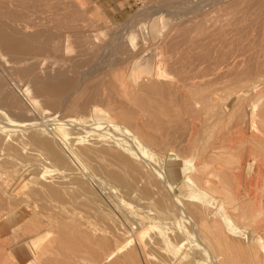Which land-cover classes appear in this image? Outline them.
<instances>
[{"label": "rangeland", "instance_id": "1", "mask_svg": "<svg viewBox=\"0 0 264 264\" xmlns=\"http://www.w3.org/2000/svg\"><path fill=\"white\" fill-rule=\"evenodd\" d=\"M186 1L185 0H73V1L72 0H1L0 1V3H1L0 7L2 6L0 9V23L4 28L7 29V33H5V35L3 37V41L0 42V54L2 56H4L3 57L4 62L2 63L0 61V83H2V84L8 83L14 89H18L19 88L18 85L24 86L25 84H28L29 86H31V84H32L33 87H31V88L33 89L35 94L38 96L39 99L40 98L42 99V100L40 99L42 103L48 102V103H46L47 105L46 104L45 105L43 104V105L46 107L48 106L50 113H52L51 114L52 116L50 115L51 118L46 116V115L40 116L39 114H37L35 117V114L31 113V115L33 117H35L33 119V121L34 120L38 121V123H42V125L44 123H51L49 125L50 129L47 128L48 126H46L44 128L43 127L44 125L42 127H39L36 130H34V129L23 130V131L12 130L9 132L10 129H5V131L7 130L6 133L8 132V134H10V136L6 137L7 139L5 138L4 142L8 143L11 140H13L14 138L18 139V148L20 149V152L22 154H20L21 159L18 157L20 160H17V161L19 164H20V161L21 160L22 161H21L20 165L17 163L19 166L16 164L17 166L12 167V169H9L8 166H7L8 168L6 166H4L3 169H5V170H3L0 167V172H2L0 174L2 176V178L0 176V178H1L0 180L4 181V187H3V184L1 186H2V188L6 189V191H7V189H9L8 192H3L1 187H0V192L2 191L0 193V195L2 194L1 196L3 198H6L5 200H7L6 202H3L4 199L0 196L3 199L2 200L0 198V200H1L0 204L2 202V204L0 205V216L4 215L2 218L0 217V226L3 223L5 224V226L3 224L0 227V233L4 234L3 235L4 237L2 236V234H0V238L2 237L0 239L1 240L0 241V264H41L40 263L41 258L44 259V260L42 259V264H43V261H44V264H49V263L50 264H115V263L117 264L120 260L119 257L122 260L123 255H124L125 251H127V250L128 251L133 250L134 251V258H135V260H133L134 263L131 261V262H128L127 264H132V263L133 264H136V263L137 264H148V262L150 264H178L174 258L176 256L175 255L176 251L172 255H170V253H168L167 251H164L162 253L164 259L162 258L163 261L162 260L160 261L156 258L149 256L146 252L147 247H145L144 245H146V243L148 241L152 240L157 235H164V237H167L169 239L171 236H173V234L174 235L176 234V235H178L179 239H183L184 242L186 243L185 250H181V251H179V253L180 252H182L181 254H183L185 252L190 253V251L187 250L188 248H190L192 252L195 251V253L198 254L199 253L197 250V248H198L197 244L198 243L195 241L197 239L196 237H199L203 240H204V238H203L202 234L200 233L198 227L196 226L194 220L191 217H189L190 221L193 220V221H191L192 224L190 225V223H189L190 221H188L187 218H185L183 216V214H181L180 209L177 207V205L180 202H183L182 203L183 212L186 209L188 211L187 204L188 203H197V201H201V202L203 201L202 202L203 203L202 208L204 207L203 209H205L206 212L209 211V213L213 214L214 218L222 221V224L223 223L225 224L224 227L226 229L227 228L228 229H227V231H225L226 229H224V231L227 234H229V236L232 235V236H230V238L233 239V242L236 240L234 243H236L237 248L239 246V250L237 249L238 251H240L241 253H244L245 255H248V256L251 253L253 254L255 252L259 258V261H261V263L264 264V255H263L264 254V223H263L264 222V220H263L264 219V156L262 157V155H264V152L260 151V150H263V147H264V143H263L264 142V75H263L264 74V66H263L264 65V55H263L264 54V48H263L264 47V44H263L264 43V22H263L264 21V15H262V14H264V10H263L264 9V0H210V2H209V0H189V1L186 0ZM189 2H191V4H189ZM195 4L199 5L200 7H201V5L202 6L206 5L205 10H207V11L197 12V14H195L196 13L195 9H193V8L191 9V7L190 8L188 7L191 5L192 7L194 6V8H196L197 6H195ZM252 4H253V6H252ZM257 4H259V5H257ZM62 7H64V8H62ZM188 11H190V12H188ZM246 17H247V19H246ZM244 18H245V20H244ZM228 20H229V22H228ZM7 21H8V23H7ZM240 21H242V22L239 24ZM221 22L222 23L226 22L228 24L227 28L225 26L226 24L223 23V25H224L223 26V25H221L222 24ZM254 22H255V25H254ZM83 23L84 24L86 23V24L84 25ZM143 24L145 25V27L147 28V30L149 32L147 41H146V39L141 38V37L145 36L141 33V30H140L143 27ZM163 24L165 25L164 32H163L162 36L159 37L160 38L159 40H161V42H159V40H156L157 39L156 38V32L158 29H161V25H163ZM232 25H236V26H232ZM171 27H172V29H171ZM238 27H240V28H238ZM218 28L222 29V30L219 31ZM208 29H209V32H208ZM224 29H229V30L227 32V30L225 31ZM171 30H173V32ZM212 30L214 32H212ZM218 31L221 34H219ZM255 31H257V32H255ZM216 32H218V33H216ZM210 33H216V34L211 35ZM233 33L237 36L233 35ZM128 34L129 35L135 34V37L137 38V39L134 38V41H133L134 44L136 45L135 52H139L140 51L139 49H141V48H142L141 49V51H142L145 47L148 46L147 48H150L149 52L152 56H154V53L156 55L158 53H161V56L163 57V58L161 57L163 59V60L162 59L161 60L163 62L161 61L160 63H167V67H168L167 70L169 72H171L172 74L173 73L175 74L173 77V80L167 82L166 87L160 86L159 90H158V87L155 88L156 92L154 93V95L147 93L144 89H140L141 87H139L137 89L136 88L133 89L131 83H127V79H125L126 83L123 82L125 88L122 85L123 83H121L122 82V75L124 74V72L126 70L129 71L131 69V67H128L129 60H130L129 57L130 56L132 57V55L135 53L134 51L132 52L131 50L128 49V46H127L128 42H129V35ZM205 34L207 36H205ZM213 35L215 38L213 37ZM218 35L221 39L218 38ZM248 35H250V36H248ZM32 36L35 37V41L31 40ZM224 36L226 37V40L224 39V42H221V41H223L222 38ZM233 36L235 37L234 39L232 38ZM163 38H165L166 41H168V42H166ZM167 38H168V40H167ZM252 38H253V40H252ZM66 39H67L69 47H68V50L65 52L64 51V43H65ZM143 41L146 44V45L144 44L145 47L143 46ZM213 41H214L215 46L213 45ZM240 41L242 42V44ZM249 41H250V43H249ZM124 42H126V43H124ZM158 42H159V44H161V43L162 44L159 45ZM217 42L218 43L221 42V44L219 43L220 45H222L225 42L226 43L223 44L221 47L219 44H217ZM228 42H229V44L232 43L231 47L228 44ZM234 42L235 43L238 42V43L234 44ZM258 42L261 44L260 46H259ZM210 43H212V44H210ZM251 43H254V44H251ZM256 43H258V44H256ZM155 44L157 45V47H155ZM199 44L201 47L199 46ZM159 46H161L162 48ZM256 46H257V49H256ZM119 48L123 49L122 53H121V50H119ZM230 48L232 49V51ZM247 48H249V50ZM250 48H252L254 52ZM254 48H255V50H254ZM124 49H126V50H124ZM188 49L190 51H188ZM223 50H224V52H223ZM250 50H251V53L249 52ZM253 53H255V54H253ZM214 54H216V55L214 56ZM246 54H247V56H246ZM256 54L259 55V57L256 56ZM261 54H262L263 58H261L262 57ZM238 55H240L241 59L239 58ZM242 55H245V56H242ZM7 56L11 57V58L14 57L13 58L14 60L11 58H6ZM19 56H21V58ZM250 56H252V57H250ZM41 57H43V58H41ZM210 57H212V58H210ZM223 57H224V59H222ZM16 58H19L22 60L16 64L15 63ZM207 58L208 59L210 58L211 60L209 59V60H207L208 61L207 62L206 61ZM187 59H188V61L186 62ZM254 59H255V61H254ZM219 60L221 61L220 63H218ZM222 60H225V61H222ZM235 60L237 62H235ZM10 61H12V62H10ZM180 61H182V62H180ZM249 61H251L252 63L254 62V64H252ZM142 62H143V59H142ZM171 62H173L174 64ZM214 62L216 63V65ZM248 62L251 65L248 64ZM261 62H263V63H261ZM208 63H209V66L206 65ZM221 63H223V64H221ZM231 63L233 66L231 65ZM236 63L240 64L241 66L245 63L244 66L245 65L246 66L241 67L240 65L239 66L237 65L238 70H236L237 69ZM175 64L177 67L178 66L179 67L178 68L174 67ZM170 65L172 66V68H169ZM181 65L186 66L187 68L186 67L183 68V67H181ZM254 65L256 66V72H254L255 71ZM206 66H208V67H206ZM259 66H261V68ZM204 67H206V69H204ZM243 68L245 71L241 70ZM170 69H172V71ZM176 69H178V70H176ZM183 69L185 70V73L183 72L184 71ZM239 69H240V71H239ZM187 70H190L189 71L190 73ZM227 70L229 71V73H227L228 72ZM251 70L254 73L252 75L253 77L252 76H250L248 78L245 77L242 80H240L241 78L240 79L237 78L238 76L241 77L242 72H247V71L252 72ZM179 71H180V74L177 73ZM230 71H231L232 75L230 74ZM260 71H261V74H260ZM112 72H115V73H112ZM236 72H237V75H236ZM221 73H222V75H221ZM224 73L225 74L227 73V75H225ZM186 74L188 76H190V75L192 77L194 76L195 78L190 80L192 77L190 76L189 78H186L187 77ZM229 74H230V77H229ZM235 75H236V78H234V79L240 80V81H238V83H236L237 80L234 82L233 77H235ZM255 75H257L258 77ZM223 76H224V79L222 80L221 77H223ZM209 78H211V79H209ZM219 78H221V79H219ZM229 78H232V80H230ZM256 78H258V79H256ZM113 79H116V80H113ZM260 79H263V80L260 81ZM243 80L246 82H244ZM186 81H188V83ZM215 81H217V82L218 81H220V82L224 81L223 82L224 83L223 89H225V90L223 91V96H221L222 90H220V89H222V86H221L222 84L219 85L220 83L217 84ZM182 82H184V83H182ZM206 82L209 83L210 85L207 84ZM259 82H261V83H259ZM190 83L192 84L193 87L191 86ZM193 83L196 87H199V88H196L193 85ZM199 83L201 84V86ZM185 84L188 87L190 86L189 88H191V89L193 88L192 91L187 86H185ZM215 84H217V85L215 86ZM237 84H239L240 88L238 87ZM248 84H249V86H248ZM251 85H252V88H251ZM255 85H258V86H255ZM119 86L122 88H120ZM212 86H213V88L216 87V88H214L216 90L218 88H220V86H221V88L219 89L220 91H218L219 93H221V95H219V93L217 92L218 94L217 93L216 94L219 96L218 97L215 96V98H214V95H216V94H214L215 92H213V91H216V90H214V89L211 90ZM161 87H162V89H161ZM200 87L201 88L206 87V90H208L209 88H211V89L206 91V93H205V88L204 89L202 88L204 90V96H203V94H201V92H200V90H201ZM244 88H246V89H244ZM167 89H169V91ZM187 89H189L190 91H188ZM194 89H195V91H194ZM196 89L197 90L199 89V91H196ZM248 89L251 92H249ZM43 90H45V91H43ZM164 90L168 91V93L165 92ZM203 90H201L202 93H203ZM258 90H260L259 93H258ZM161 91L162 92L164 91V93H166V94H164L162 96L163 93ZM172 91L173 92L175 91L174 94ZM183 91H185V93H187V94L184 95L185 93ZM210 91H211V93L213 92V94L211 95L212 97L209 98V95L211 93L210 94H208V93ZM244 91H245V93H243ZM247 91H248V93H247ZM40 92H41V94L39 95ZM42 92H43V94H42ZM48 92H49V95H51V96L56 95V96H58V98L57 97L52 98V97L47 96L46 93L48 94ZM70 92H72V93L70 94ZM129 92L131 95L129 94ZM228 92H229V94H228ZM253 92L255 94H253ZM15 93H16V95H18L20 97V93H18L16 91H15ZM87 93L89 94V96H87ZM171 93L174 97L171 95ZM194 93H196V94H194ZM69 94L71 96L72 95L73 96L75 95V96L70 97ZM157 94H159L160 97ZM190 94L192 95L193 98L192 97L190 98ZM68 95H69V100H68ZM179 95L181 97H179ZM183 95H184V97H183ZM198 95H199V98H198ZM253 95L255 97H253ZM97 96H98V98H97ZM120 96H122V97H120ZM139 96L140 97L144 96V97H142L143 100ZM185 96H186V98H185ZM205 96H207L208 98ZM248 96H249V98H248ZM250 96H251V98H250ZM130 97L132 99H137V101L141 105V109L138 107L133 108L134 106L131 109L132 105L128 102V99ZM154 97H157V98H154ZM172 97H173V99H172ZM182 97L184 98L183 101H181ZM74 98H76V100ZM158 98H159V100H158ZM161 98H163V99H161ZM164 98H166V100ZM180 98H181V100H179ZM187 98H190V99L188 100ZM194 98L196 99L195 100L196 103L194 101ZM201 98H202V101H201ZM237 98L238 99L242 98V99H240V101L238 102V101H236V100H238ZM60 99H62V100L67 99L68 100L64 109L62 106H60L61 108H59ZM94 99H96V100H94ZM156 99L158 100V102ZM167 99H168V101H167ZM170 99H172V100L170 101ZM198 99H200V100H198ZM247 99L248 100L250 99V100L248 101ZM251 99L252 100L254 99V100L252 101ZM144 100L146 103L144 102ZM53 101H56L57 103L52 105V106L49 105V102H51L50 104H52ZM165 101L166 102L170 101V103L173 101L176 104V106H175V104L173 105V102H172L171 103L172 105L170 104L171 108L168 107L170 109H168L165 113H160L154 109L155 104L158 107L161 105V102H165ZM177 101H178V103H177ZM179 101L181 102L180 108H178V105L180 103ZM189 101H191V102H189ZM217 101L218 102L221 101L220 104ZM107 102L110 105L112 104V102L115 103L116 105L114 104V106H108ZM153 102H154V104H153ZM197 102L198 103L200 102V103L198 104ZM203 102H206V104H204ZM247 102H249V103H247ZM80 103L84 104V105L85 104H87V105L94 104L104 112L101 111L97 116L93 115L90 118H89V116H87L88 114L74 113L73 110L71 109V107H74ZM102 103H103V105H102ZM150 103H151V105H150ZM190 103H191V105H190ZM222 103H226V105L224 106V104L222 105ZM217 104H219V105H217ZM231 104H233V105H231ZM193 105L195 106L194 108H192ZM213 105H215V106H213ZM236 105H237V107H236ZM119 106H121L122 109ZM145 106L147 108H144ZM174 106L176 107V109L173 108ZM197 106L200 109L196 108ZM212 106L215 109H217L216 107H220V109L218 108V110L221 112V115L219 114L220 112H218L217 110L215 111V109H214V111L216 113L218 112V116H217L218 119H216L217 118L216 113L214 112L215 113V115H214V113L212 111V108H213ZM229 106H231V107H229ZM246 106L248 108H246ZM249 106H251V107L249 108ZM111 107L113 108V110ZM117 109L119 111V113L117 114L118 116L116 115V112H115ZM189 109H190V111H188ZM193 109H196V110L198 109L197 111L194 112L195 114L191 111ZM247 109L249 110L248 112H247ZM136 110H138V111H136ZM149 110H150V112H149ZM177 110H178V115H179L180 120L173 123V122H171V121H173L171 118L174 117L173 115L176 114ZM205 110L207 113L205 112ZM227 110L229 113L227 112ZM129 111L131 112V114L133 113L134 115H131ZM151 111H152V113H151ZM153 111L155 113H153ZM172 111H173V113H172ZM120 112H121V114H120ZM188 112L192 113V114H190L191 116L189 115ZM196 112L198 113L197 116H195ZM211 112H212V116H210ZM156 113H157V115H156ZM119 114H120V116L126 115L127 117L130 118V120H132V118H133V120H132L133 124H129L126 126V124H128V123L124 120L120 121L123 118L122 117L120 118ZM149 114H151V115L149 116ZM152 114H153V116H152ZM158 114L161 117H159ZM199 114L201 115V117ZM232 114H234V115H232ZM6 115H8V114H6ZM130 115L132 116V118L130 117ZM180 115L183 117L184 120L182 119V117L180 118ZM9 116L13 117L16 120L23 118V115L19 114V113H12V114H9ZM81 116L84 118H82ZM154 116L157 119L159 117L160 119L167 120V121H162L160 119L157 120ZM165 116H166V119H165ZM219 116H223L224 119H220L223 117H219ZM52 117H54V118H52ZM118 117L120 120H118ZM148 117L149 118L152 117L153 121H150L152 118L149 119ZM212 117H213V119H212ZM234 117L236 119H234ZM239 117L240 118L243 117V118L238 120ZM136 118H138V120ZM214 118H215V120H214ZM254 118L256 120H254ZM115 119L117 121H115ZM186 119H188V120H186ZM232 119L234 120L233 122H232ZM67 120H82V123H80V126L81 127L88 126V127H87V129H85L83 127L84 130L80 131V130L74 129L75 128L74 126H71L70 124H69L70 125L69 126L67 123H65L66 125L61 124L62 130L57 129V128H54V129L51 128L52 126L59 124V123H63ZM159 120L161 122H163L164 124L160 123ZM189 120H191L192 122L190 123ZM212 120H214V122ZM218 120H219V122L221 121L222 124L226 125V127H227L226 128V134L228 133L229 136H231V138L228 136V134L226 135L225 133H223V131L225 132V129H223V127L225 128L224 125L221 124L222 128H219L220 123L218 122ZM155 121H156L155 125H157L156 127L154 125ZM182 121H183V124H182ZM185 121L186 122L188 121L189 123L188 122L184 123ZM199 121H201L200 122L201 124H199ZM242 121L244 122V124H242L243 123ZM91 122L94 125V127H92L93 125L91 124ZM104 122H105V124H107V126H105ZM106 122H108V123H106ZM110 122L112 124H111V126L108 127V124L110 125ZM113 122H115V123H113ZM116 122L118 124H116ZM141 122L143 123L142 125H141ZM147 122H149V123L147 124ZM151 122L153 123V125ZM196 122H198V123H196ZM226 122H227V124H225ZM1 123H3V121H1ZM83 123H84V125H83ZM89 123H90V126L92 127V129L90 128ZM94 123H96V124H94ZM97 123H98V126H97ZM121 123H124L125 125H123ZM167 123H169L170 125ZM193 123H195V124H193ZM202 123H204V124H202ZM149 124H150V126H149ZM160 124H162V125L160 126ZM173 124L174 125L176 124V127H173L174 126ZM190 124H191V128H189L190 126H188ZM234 124L236 125V127H234ZM117 125L124 126L129 131H131L132 133L134 132L135 135L137 134L136 136L139 139H141L143 142L145 141L144 145H146L145 146L146 148L143 147V149H142V148H140V146H137V144L132 140V138L128 137L127 134H125L124 132H121L120 129H117L118 128ZM201 125L203 126V128L201 127ZM206 125H207V127H206ZM213 125H215L216 127ZM228 125L231 127L228 128ZM99 126L100 127L102 126L104 128H99ZM144 126L145 127L147 126V127L145 128ZM179 126L181 129L178 128V131L179 130L180 131H179V133H177L176 128ZM194 126H195V128H193ZM239 126H243V130L241 129L242 127H239ZM166 127L168 130H165ZM83 128H81V129H83ZM95 128H97V129H95ZM113 128H116L117 130H113ZM136 128H138V129L136 130ZM157 128H158V130H157ZM159 128H161V129H159ZM207 128H208V130L206 131ZM217 128H219L220 130L219 129L217 130ZM199 129L200 130L205 129V135H204V130H202L203 131L202 132ZM227 129L229 131H227ZM230 129H233L234 131H232ZM213 130L215 131V133L217 132L216 133L217 136L215 135V133L213 134L214 136L212 135V132H214ZM239 130H240V132H239ZM36 131H38V132H36ZM161 131H163V132H161ZM190 131H191V133H190ZM220 131H222V132H220ZM230 131H232V132H230ZM235 131H237V132L235 133ZM140 132H142V133H140ZM143 132L146 134H143ZM157 132L160 133L161 136ZM34 133L40 135L41 137H45L48 140L55 142V144H58L60 146H62L63 144H64L63 146H65V145L68 146V145L72 144L71 148H74V149H72V152H74V151L78 152V150H79V148H81V146L84 147V142H85V144L88 143L87 146L88 145H90L91 147L94 146V148L97 150L98 149L100 150V148H102V147L103 148H111L112 147L114 149L116 148L120 153H122L124 155H126V154L128 156L131 155L129 157L132 158L133 161H135L134 163L135 164L138 163V168L140 167V172H141V176H142L143 181L138 182L135 187L134 186L128 187V186L124 185L123 183L117 181L116 179H113L110 171H113L112 173H115L116 171L122 172L123 169L120 168V171H119V169L115 170V169H117V167L119 168L118 165L116 166V162L112 163V164L110 162V166H109L108 161H112V162H114V161L110 160L111 158L107 159L108 155L101 157L100 152L97 153L99 156L94 155V157H91L90 159L78 160L80 162L79 163L75 158H73L72 155L70 157V153L68 154V152L63 148L62 153H63V151H65L63 154H64L65 158H67L66 159L67 161L65 160L67 162V164H65L66 162L64 161L65 162L64 166L62 165L63 162H62V164L58 163V164H60V165H58V167H57V164L55 166H53L55 163L52 165L51 161L47 160L48 161L47 162L44 158H42V156L38 153L37 149L34 146H31V145H28L25 143V138L28 135H31ZM63 133H64V135H63ZM84 133H86V134H84ZM195 133L197 134V136L195 135ZM243 133H246L248 135H246V134L243 135ZM251 133H255V134L253 135ZM80 134L82 136L84 135L83 138ZM174 134H176V136L178 134L179 135L176 138V137H174L175 136ZM183 134L185 135V137ZM187 134L188 135L190 134L189 138H187L188 137ZM192 134H193V136H192ZM208 134H210V135H208ZM250 134L252 136L251 139H249L251 137ZM86 135H88V137H87L88 139L86 138ZM223 135L224 136L226 135V137L227 136L228 137L224 138ZM232 135L234 137H232ZM242 135H243V137H242ZM63 136L65 138H63ZM94 136H98V139H99V137H100V139H102L101 137H104V139H102V142L104 145L101 143L100 139H99L100 140L99 141L97 139V137L95 138ZM143 136H145V137L143 138ZM146 136H148V138ZM205 136H206V139H204ZM207 136H208V138H207ZM209 136L210 137L212 136L211 141L209 139L210 138ZM257 136H258V138H257ZM60 137H62L63 139ZM92 137H94L95 140H94V138L92 139ZM182 137H183V140H182ZM193 137L196 139V142H195L196 147L194 148L195 152L198 151V152L204 153V151L207 148H208L207 151H209L210 148H212V149L216 148L215 149L216 152L218 149L222 150V151L220 150V152L216 153L218 156H216L214 149H213L214 152L212 153L214 158L216 156L217 159L219 158V153H220V156H222V157H220V159L222 158L221 160L220 159L219 160L214 159V164L218 165L217 162H219L220 172L219 171H213V168L211 167L214 165L213 164V157L208 160V164L205 165L206 167H204L203 165H200V167H199L200 172H202V171L204 173L206 172V174L208 176L209 184L211 183L210 189H214L215 190V191L213 190L214 193L212 190H210L207 193L208 190L205 192L204 190L199 189L197 186H194V184H192V182L189 179V177L193 175L192 174L193 171L190 170L191 166L188 164V160L192 155V151H191L192 145H190V143H191L190 141ZM197 137H200V138H197ZM59 138H60V140H59ZM149 138H151V140ZM153 138L155 139L156 142H154ZM253 138L254 139L256 138L255 139L256 142L254 141ZM107 139H108V142H107ZM130 139H131V141H130ZM185 139H187L188 141ZM207 139L209 142H207ZM230 139L231 140L235 139V140L231 141ZM147 140H150L153 143V145L151 144L150 141H147ZM177 140H179V141H177ZM197 140H198V143H197ZM202 140H204V141H202ZM212 140L215 141L216 143L212 142ZM257 140H259L263 144V146L262 145L260 146L259 144H261V143L258 142ZM98 141H99V144H98ZM104 141H106V142L104 143ZM111 141L115 145H110V147H109V144H112ZM132 141L134 143H131ZM251 141H254L255 143L251 142ZM91 142L94 144H91ZM109 142H111V143H109ZM162 142L163 143L165 142V143L163 144ZM188 142H189V144H188ZM231 142H234V145H232L233 143H231ZM249 142H251L252 145H250L251 143L249 144ZM156 143H157V145H156ZM185 143H187V144H185ZM74 144H75V146H77L79 148L75 147ZM81 144H83V145H81ZM154 144H155V146H154ZM158 144H159V146H158ZM166 144L167 145L169 144L172 147H170L169 145L165 146ZM202 144H204V145H202ZM225 144H227V146ZM256 144L258 146H256ZM184 145H186V147H184ZM189 145H190V147H189ZM105 146H107V147H105ZM177 146H179V148ZM208 146H210V147H208ZM249 146H250V148H249ZM135 147H136V149H135ZM246 147H248V148H246ZM231 148H233V149H231ZM168 149H171L174 152H176L177 154H181V156H183L184 164L182 166L178 165V167H177L176 165L174 166L173 163H170L169 156L165 154V151H167ZM188 149L191 152H189ZM202 149H203V151H202ZM224 149L227 151H225ZM246 149L247 150L249 149L250 152L248 151L246 153V151H247ZM143 150L145 151L144 153H143ZM223 151L225 153L224 156H223V154H224ZM163 152H164V154H163ZM228 152H229V154H228ZM257 152H258V154L261 153V155L259 154L260 155L259 157H258ZM262 152H263V154H262ZM29 153H31V154H29ZM189 153H191V154L189 155ZM244 153H246V155ZM227 154L230 155L229 156L230 158H228L226 156ZM247 154H248V156H247ZM250 154H252V155H250ZM132 155L133 156L136 155V156L133 158ZM249 156L251 157V159ZM223 157H225L224 160H223ZM92 158H94L95 161H93ZM103 158H106V159H103ZM134 159H136L137 162ZM215 161H217V162H215ZM246 161L249 162V165H248V163L246 164V167H245L246 170L243 173V171L240 169V167H241V164L245 163ZM83 162L86 164H84ZM87 162H89V163H87ZM103 162H104V164H103ZM105 162H106V164L108 163L107 167H109V169L112 168V170H109L106 168ZM48 163L51 164V166H53V167H51ZM113 164H115V166ZM220 164H222V165H220ZM23 165H25V167ZM67 165L69 167H67ZM62 166L64 167L63 169H65V170H63L64 172L68 169L66 171L67 173L62 172ZM248 166H250V167H248ZM16 167H18L17 168L18 170H16ZM22 167H24V168H22ZM105 168H106V170H105ZM19 169L20 170L22 169V170L20 171ZM57 169L58 170L60 169L59 170L60 172ZM150 169H151V171L153 170L151 172V173H153L152 175H150ZM53 170H55V171H53ZM69 170H71V171H69ZM108 170H109V172H108ZM154 170L157 172H154ZM11 171H14V172H11ZM199 171H198V173H200ZM239 171H241V172H239ZM56 172H58L59 174L58 173L56 174ZM72 172L76 173V175L75 174L73 175ZM61 173L63 174V176H61ZM231 174L234 175L235 177L232 176ZM16 175H18V176H16ZM64 175L66 176V178ZM35 176L41 177L42 179H40V181L42 180L41 182L43 184H45V185L48 184L50 187H52L53 191L57 185H58V187H56V188L58 190H59V188H61V190L63 191V188H64L66 195H65V193L61 194L62 191H60L61 192L60 193L57 189H55L58 192L52 191L51 196H49V198H47V199H48L49 204H52V205L54 204V206L57 205L59 208L58 207H57L58 209L56 207L51 208L52 210L49 209L48 211L47 210L43 211L44 213L40 211V212H37L35 215L37 217L39 214L38 219H40L42 222H44V220H45V222L47 224L45 222L42 224H43V227H46L49 229L48 232L50 230H52V228L55 227L53 229V231L49 232L52 236L47 233V235L44 238L37 240L35 243L27 242L26 243L27 247L24 246L22 249V252L18 253V256L11 257L7 253L9 246L11 247V244H13V243L16 244V243L21 242V241L25 242L26 240H24L22 238V236L21 237L19 236V235H22L20 232L17 234L18 224H17V226L15 225V227L11 226V228H12V230H11V228H9V226H7L5 220L9 219L10 217L12 219L19 220L20 216L25 214L24 212H22L23 209L25 208L24 206H26V209H24V210H25L27 215L32 211L34 212L35 207H32V205H22V206L20 205L18 207L19 201L17 202V199L20 197V194L24 193L25 190L28 189V187L31 185L30 182L34 178H36ZM55 176H56V178H54ZM58 176H59V178H57ZM92 176H93V178H92ZM144 178L147 180V186H148L147 189H149L148 193L147 192L143 193V191H142V186L145 183ZM68 179H70V180H68ZM162 179H164L166 181V183H168V185L171 186L172 189H170V190L167 189L162 184V182H161ZM14 180H16V181H14ZM52 180H54V183ZM65 180L70 181V182L72 181V182L71 183H68V182L64 183ZM113 180H114V182H113ZM219 180H220V182H219ZM229 180H231V182ZM49 181H50V183H49ZM60 182L63 184H67L68 186L63 185V188H62V185ZM19 183H20V185H19ZM59 183H60V185H59ZM6 184L9 186H6ZM12 184H14V186ZM77 184H79V185H77ZM212 185H214L213 188H212ZM16 189H18V191ZM19 189H20L21 193H19ZM13 191H14V195H12ZM167 191H168V193H167ZM219 191H221V193ZM224 191L227 192L228 194H226ZM223 192L225 194H223ZM54 193H57V194L54 195ZM215 193H216V195H215ZM62 195L65 196V198ZM228 195H229V198L230 197L232 198V200H230V202H233V203H227L229 200L227 197ZM15 196L18 198L16 199ZM60 196H62L63 199L60 198ZM175 196H176V198H175ZM223 196H224V198H223ZM254 196L257 198H255ZM57 197L60 198L61 201L63 200V202L67 199L66 202L69 201V204L68 205L65 204L66 202H64V204H63V202H62V204H60L61 203L60 199H58V201H60V203L58 201H56ZM78 197H79V199H78ZM171 197H172V199H171ZM185 197H186V199H185ZM225 197H227V198H225ZM7 198H9V199L11 198V199L9 200ZM53 198L54 199L56 198L54 202H53V200H54ZM178 198H179V200H178ZM233 198H235V199L233 200ZM175 199H177V200H175ZM253 199L257 204L259 203L258 206L262 208V209L260 208L261 215H262L261 217H263V219H261L262 224L260 223L262 226L260 224L258 226L256 224L254 225V223H252V221L249 217V214H245L244 212H242L243 208L246 209L247 205H248L247 207L251 206L250 203L252 204ZM256 199H258V200H256ZM14 200L16 202H14ZM172 200H175L177 205L175 204V201H172ZM158 201L161 203H158ZM177 201H178V203H177ZM222 201H225V203ZM238 202L242 203V204L240 203V207H239ZM246 203H247V205H246ZM184 206H185V209H184ZM3 208H7V212L9 214L6 212V210L4 211ZM66 208H67V210H66ZM19 209L21 210V212ZM30 209H31V211H30ZM56 209L61 210V211H57ZM26 210H28L30 212H28ZM53 211H55V212H53ZM47 212L52 213V215L48 214ZM58 212H59L61 217L59 216V214H57ZM185 213H187V212H185ZM40 214H43V215H40ZM53 214H56V215H53ZM178 214H179V216H178ZM14 215H15V218H13ZM45 215H46V218L48 217L47 219H45ZM50 215H51V217H50ZM40 216L44 220H42ZM53 216H56V219H53V218H55ZM4 217H5V220H4ZM65 217H67V218L64 219ZM73 219H74V221H73ZM60 220H62V221H60ZM49 222H50V224H49ZM60 222L62 223V226L64 229H62ZM76 222H77V224H79V223L80 224L76 225L75 224ZM193 222L195 225L193 224ZM52 225L53 226L55 225V226L53 227ZM226 225H227V227H226ZM60 226H61V228H60ZM56 227H58L57 228L58 230H56ZM68 227L70 230L67 229ZM13 228L16 231H13L14 230ZM193 228H196V229H193ZM229 228L233 229V230L232 229L231 230L234 232L230 231L232 234L229 232V230H230ZM145 230H147V231H145ZM54 231H56V232H54ZM72 231L74 232V235H72L73 234V233H71ZM140 231L144 232V235H142L141 237H138ZM194 231H196V232H194ZM52 232H53V234H52ZM84 232L90 234L89 237H91V239H92L91 242L88 243V242L84 241V238H83ZM54 234H55V236H54ZM13 235H15L16 237ZM76 235H77L78 239H73V237H75ZM58 236H59V239H58ZM99 236L104 238V244H102L103 242L101 244L100 243L96 244L93 242V240ZM15 238H16V240H15ZM21 238H22V240H21ZM2 239H4L5 241L3 240V242H2ZM57 239L60 242L56 243L58 241ZM194 241H195V243H194ZM65 242H67V245H65L66 244ZM126 242H129V245H127L125 248H123L121 251H119L116 255H114L112 257V259H110L109 261H104V256H106V254H108L110 250L115 249L119 243L120 244L118 246H120ZM254 242L256 245L254 244ZM47 246H49L50 252L48 251ZM43 249L45 250V252H43L44 251ZM108 249H109V251H108ZM39 250H40V252H39ZM93 250H95V251H93ZM90 252H92V253H90ZM236 252L237 251H233V253H236ZM97 253H99V254L101 253L100 256H98ZM258 253H260L259 255H261V257L258 255ZM164 254H165V256H167V258L164 256ZM44 255H45V257H43ZM236 256H235L236 259L240 258V256H237V257ZM45 258L48 261H46ZM38 259L40 260V262ZM181 264H192V263L191 262H183ZM205 264H207V262H205Z\"/></svg>", "mask_w": 264, "mask_h": 264}, {"label": "bare ground", "instance_id": "2", "mask_svg": "<svg viewBox=\"0 0 264 264\" xmlns=\"http://www.w3.org/2000/svg\"><path fill=\"white\" fill-rule=\"evenodd\" d=\"M1 1V0H0ZM73 1V0H72ZM186 1V0H185ZM189 1V0H188ZM75 2V1H74ZM187 2V1H186ZM192 2V1H191ZM191 2H189V4H191ZM196 2V1H195ZM204 2V1H203ZM209 2H210V0H209ZM256 2V1H255ZM260 2V1H259ZM197 3V2H196ZM258 3V2H257ZM1 4V3H0ZM184 4V3H183ZM185 5V4H184ZM257 5H259V4H257ZM62 6V5H61ZM188 6V5H187ZM195 6H197L196 8H194V6L192 7L191 5L190 6H188L189 8L191 7V9L193 8V9H195V14H197V12H205V11H207V10H205L206 9V5H201V7L199 6V5H196L195 4ZM252 6H253V4H252ZM256 6V5H255ZM2 7V6H1ZM1 7H0V9H1ZM65 7V6H64ZM64 7H62V8H64ZM208 7V6H207ZM186 8V7H185ZM184 8V9H185ZM188 8V9H189ZM85 10V9H84ZM255 10V9H254ZM264 10V9H263ZM193 11V10H192ZM191 11V12H192ZM88 12V11H87ZM188 12H190V11H188ZM158 13V12H157ZM212 13V12H211ZM250 13V12H249ZM72 14V13H71ZM200 15V14H199ZM247 15V14H246ZM262 15H264V14H262ZM133 16V15H132ZM204 17V16H203ZM248 17V16H247ZM247 17H246V19H247ZM249 19V18H248ZM234 20V19H233ZM244 20H245V18H244ZM6 21V20H5ZM29 21V20H28ZM231 21V20H230ZM235 21V20H234ZM257 21V20H256ZM255 21V22H256ZM146 22V21H145ZM144 22V23H145ZM228 22H229V20H228ZM237 22V21H236ZM242 21H240L239 22V24L241 23ZM244 22V21H243ZM255 22H254V25H255ZM258 22V21H257ZM262 22V21H261ZM264 22V21H263ZM7 23H8V21H7ZM222 23V22H221ZM224 23V22H223ZM223 23L221 24V25H223ZM260 23V22H259ZM84 24V23H83ZM86 24V23H85ZM84 24V25H85ZM218 24V23H217ZM224 24H226L225 26H226V28H227V26H228V24L225 22ZM230 24V23H229ZM238 24V23H237ZM236 24V25H237ZM257 24V23H256ZM11 25V24H10ZM164 25V24H163ZM163 25H161V29H158L157 30V32H156V40H159L160 38V36H162V34H163V32H164V27H165V25L163 26ZM236 25H232V26H236ZM224 26V25H223ZM231 26V27H232ZM240 26V25H239ZM262 26V25H261ZM15 27V26H14ZM177 27V26H176ZM219 27V26H218ZM230 27V26H229ZM217 28V27H216ZM223 28V27H222ZM238 28H240V27H238ZM260 28V27H259ZM171 29H172V27H171ZM219 29V28H218ZM248 29V28H247ZM141 30V33L143 34V35H145V36H143V37H141V38H143V39H146V41L148 40V35H149V32H148V30H147V28L145 27V25L143 24V27L140 29ZM203 30V29H202ZM211 30V29H210ZM220 30H222V29H219V31ZM225 31L227 30V32H228V30L229 29H224ZM241 30V29H240ZM172 32H173V30H171ZM201 31V30H200ZM218 31V32H219ZM224 31V32H225ZM169 32V31H168ZM208 32H209V29H208ZM212 32H214L213 30H212ZM218 32H216V33H218ZM223 32V33H224ZM255 32H257V31H255ZM5 33H7V29L6 28H4L2 25H1V23H0V42H2L3 41V37H4V35H5ZM133 33V32H132ZM205 33V32H204ZM216 33H210L211 35L212 34H216ZM226 33V32H225ZM169 34V33H168ZM208 34V33H207ZM219 34H221L220 32H219ZM231 34V33H230ZM251 34V33H250ZM129 35V34H128ZM224 35V34H223ZM222 35V36H223ZM233 35H235L234 33H233ZM246 35V34H245ZM262 35V34H261ZM17 36V35H16ZM164 36V35H163ZM205 36H207L206 34H205ZM221 36V37H222ZM235 36H237V35H235ZM248 36H250V35H248ZM252 36V35H251ZM152 37V36H151ZM167 37V36H166ZM213 37H214V35H213ZM112 38V37H111ZM115 38V37H114ZM134 38H136L135 37V34H130L129 35V42H128V49L129 50H131L132 52L134 51L135 52V49H136V45L134 44ZM173 38V37H172ZM215 38V37H214ZM218 38L219 39H221L220 37H219V35H218ZM233 39L235 38L234 36L232 37ZM231 38V39H232ZM137 39V38H136ZM142 39V40H143ZM165 41H166V39L165 38H163ZM223 41H221V42H224V39L226 40V37L224 36L223 38ZM230 39V38H229ZM242 39V38H241ZM260 39V38H259ZM31 40L32 41H35V37L34 36H32L31 37ZM167 40H168V38H167ZM243 40V39H242ZM252 40H253V38H252ZM71 41V40H70ZM145 41V40H144ZM143 41V46H144V44H145V42ZM164 41V42H165ZM211 41V40H210ZM61 42V41H60ZM115 42V41H114ZM159 42H161V40H159ZM159 42H158V44H159ZM163 42V41H162ZM166 42H168V41H166ZM221 42H219L220 44H221ZM233 42V41H232ZM241 42V41H240ZM260 42V41H259ZM258 42V43H259ZM263 42V41H262ZM63 43V42H62ZM123 43V42H122ZM124 43H126V42H124ZM218 42H217V44H219ZM226 43V42H225ZM225 43H223V44H225ZM238 43V42H237ZM237 43H235L234 42V44H237ZM245 43V42H244ZM249 43H250V41H249ZM258 43H256V44H258ZM162 44V43H161ZM161 44H159V45H161ZM208 44V43H207ZM206 44V45H207ZM210 44H212V43H210ZM219 44V45H220ZM222 44V45H223ZM228 44H229V42H228ZM232 44V43H231ZM231 44H229L230 45V47H231ZM240 44V43H239ZM241 44H242V42H241ZM251 44H254V43H251ZM264 44V43H263ZM146 45V44H145ZM153 45V44H152ZM164 45V44H163ZM196 45V44H195ZM213 45H214V41H213ZM222 45H220L221 47H222ZM261 44L259 43V46H260ZM124 46V45H123ZM165 46V45H164ZM199 46H200V44H199ZM215 46V45H214ZM225 46V45H224ZM237 46V45H236ZM243 46V45H242ZM57 47V46H56ZM68 42H67V39L65 40V43H64V51L66 52L67 50H68ZM145 47V46H144ZM148 47V46H147ZM147 47H145L142 51H141V49H139L140 51L139 52H135L133 55H132V57L130 56L129 58H130V60H129V65H128V67H131V69L128 71V70H126L125 72H124V74L122 75V82L121 83H126L125 82V79H127V83H131V85H132V87H133V89H137V88H139V87H141L140 89H144L147 93H150V94H153L154 95V93L156 92V90H155V88H157L158 87V90H159V87L160 86H167V82H169V81H172L173 80V77H174V73L172 74L171 72H169L167 69H168V67H167V63H160L163 59V57L161 56V53H158L157 55L154 53V56H152L151 54H150V52H149V49L150 48H147ZM154 47V46H153ZM155 47H157V45L155 44ZM159 47H161V46H159ZM172 47V46H171ZM201 47V46H200ZM220 47V48H221ZM241 47V46H240ZM125 48V47H124ZM162 48V47H161ZM212 48V47H211ZM218 48V47H217ZM264 48V47H263ZM13 49V48H12ZM127 49V50H128ZM157 49V48H156ZM210 49V48H209ZM231 49V48H230ZM237 49V48H236ZM248 50H249V48H247ZM250 49H252V48H250ZM256 49H257V46H256ZM119 50H121V53H122V51H123V49H120L119 48ZM124 50H126V49H124ZM155 50V49H154ZM159 50V49H158ZM254 50H255V48H254ZM50 51V50H49ZM58 51V50H57ZM60 51V50H59ZM106 51V50H105ZM165 51V50H164ZM171 51V50H170ZM169 51V52H170ZM176 51V50H175ZM188 51H190L189 49H188ZM187 51V52H188ZM229 51V50H228ZM231 51H232V49H231ZM235 51V50H234ZM247 51V50H246ZM252 51H253V49H252ZM53 52V51H52ZM120 52V51H119ZM166 52V51H165ZM213 52V51H212ZM223 52H224V50H223ZM240 52V51H239ZM245 52V51H244ZM250 53H251V50L249 51ZM254 52V51H253ZM256 52V51H255ZM263 52V51H262ZM48 53V52H47ZM120 53V54H121ZM126 53V52H125ZM129 53V52H128ZM214 53V52H213ZM237 53V52H236ZM235 53V54H236ZM258 53V52H257ZM153 54V53H152ZM166 54V53H165ZM186 54V53H185ZM205 54V53H204ZM217 54V53H216ZM216 54H214V56L216 55ZM224 54V53H223ZM253 54H255V53H253ZM131 55V54H130ZM164 55V54H163ZM249 55V54H248ZM264 55V54H263ZM15 56V55H14ZM129 56V55H128ZM218 56V55H217ZM236 56V55H235ZM239 56V58H240V55H238ZM242 56H245V55H242ZM241 56V57H242ZM246 56H247V54H246ZM256 56H258L259 57V55H257L256 54ZM261 56H262V54H261ZM260 56V57H261ZM4 56H2L1 54H0V61L3 63L4 62V58H3ZM20 58H21V56H19ZM38 57V56H37ZM162 57V58H161ZM222 57V56H221ZM250 57H252V56H250ZM6 58H11V57H6ZM14 58V57H13ZM13 58H11V59H13ZM26 58V57H25ZM32 58V57H31ZM41 58H43V57H41ZM159 58V59H158ZM210 58H212V57H210ZM209 58V59H210ZM226 58V57H225ZM238 58V57H237ZM257 58V57H256ZM261 58H263V56L261 57ZM10 59V60H11ZM24 59V58H23ZM128 59V58H127ZM142 59H143V62H142ZM162 59V60H161ZM208 58L206 59V61L207 60H209ZM222 59H224V57L222 58ZM241 59V58H240ZM245 59V58H244ZM247 59V58H246ZM249 59V58H248ZM252 59V58H251ZM14 60V59H13ZM12 60V61H13ZM22 59H19V58H16L15 59V63L17 64L19 61H21ZM27 60V59H26ZM30 60V59H29ZM193 60V59H192ZM211 60V59H210ZM232 60V59H231ZM257 60V59H256ZM259 60V59H258ZM12 61H10V62H12ZM159 61V62H158ZM175 61V60H174ZM188 61V59L186 60V62ZM194 61V60H193ZM205 61V60H204ZM222 61H225V60H222ZM229 61V60H228ZM254 61H255V59H254ZM262 61V60H261ZM163 62V61H162ZM180 62H182V61H180ZM208 62V61H207ZM210 62V61H209ZM216 62V61H215ZM214 62V63H215ZM221 61L219 60L218 61V63H220ZM235 62H237L236 60H235ZM242 62V61H241ZM244 62V61H243ZM247 62V61H246ZM249 62H251V61H249ZM248 62V64H250ZM257 62V61H256ZM171 63H173V62H171ZM170 63V64H171ZM211 63V62H210ZM213 63V64H214ZM234 63V62H233ZM252 63V62H251ZM261 63H263V62H261ZM260 63V64H261ZM174 64V63H173ZM179 64V63H178ZM187 64V63H186ZM185 64V65H186ZM221 64H223V63H221ZM225 64V63H224ZM227 64V63H226ZM229 64V63H228ZM235 64V63H234ZM245 64V63H244ZM244 64L242 65V66H244ZM247 64V65H248ZM252 64H254V62L252 63ZM206 65H208L209 66V63L208 64H206ZM215 65H216V63H215ZM231 65H232V63H231ZM239 66L240 64H237L236 63V66ZM251 65V64H250ZM256 65V64H255ZM254 65V66H255ZM262 65V64H261ZM171 66V65H170ZM169 66V68H172V66L170 67ZM208 66H206V67H208ZM233 66V65H232ZM238 66H237V69L236 70H238ZM241 66V65H240ZM241 66V67H242ZM246 66V65H245ZM244 66V67H245ZM264 66V65H263ZM262 66V67H263ZM174 67H176V68H178L177 66H176V64L174 65ZM181 67H183V68H185L186 66H182L181 65ZM206 67H204V69H206ZM235 67V66H234ZM240 67V68H241ZM260 68H261V66H259ZM104 68V67H103ZM187 68V67H186ZM190 68V67H189ZM232 68V67H231ZM230 68V69H231ZM192 69V68H191ZM208 69V68H207ZM212 69V68H211ZM234 69V68H233ZM251 69V68H250ZM254 69H255V71L254 72H256V66L254 67ZM263 69V68H262ZM171 71H172V69H170ZM176 70H178V69H176ZM175 70V71H176ZM184 70V69H183ZM182 70V71H183ZM222 70V69H221ZM235 70V71H236ZM241 70H244V68L243 69H241ZM247 70V69H246ZM253 70V69H252ZM251 70V71H252ZM261 70V69H260ZM124 71V70H123ZM188 72L190 71V70H187ZM228 71V70H227ZM239 71H240V69H239ZM245 71V70H244ZM86 72V71H85ZM184 73H185V70L183 71ZM242 72V71H241ZM23 73V72H22ZM94 73V72H93ZM112 73H115V72H112ZM177 73H179L180 74V71L179 72H177ZM183 73V74H184ZM190 73V72H189ZM188 73V74H189ZM211 73V72H210ZM227 73H229V71L227 72ZM227 73L225 74V75H227ZM87 74V73H86ZM230 74H231V71H230ZM230 74H229V77H230ZM235 74V73H234ZM254 73H253V71L252 72H250V71H247V72H242V74H241V77H237L238 79H240V80H242L243 78H245V77H250V76H252ZM260 74H261V71H260ZM24 75V74H23ZM89 75V74H88ZM187 75V74H186ZM221 75H222V73H221ZM220 75V76H221ZM232 75V74H231ZM236 75H237V72H236ZM236 75H235V77H233V79L234 78H236ZM258 75V74H257ZM257 75H255V76H257ZM264 75V74H263ZM83 76V75H82ZM112 76V75H111ZM116 76V75H115ZM114 76V77H115ZM185 76V75H184ZM191 76V75H190ZM190 76H188L187 75V77L186 78H189ZM178 77V76H177ZM180 77V76H179ZM182 77V76H181ZM192 77V76H191ZM214 77V76H213ZM216 77V76H215ZM219 77V76H218ZM253 77V76H252ZM251 77V78H252ZM258 77V76H257ZM88 78V77H87ZM116 78V77H115ZM183 78V77H182ZM193 78H195L194 76L190 79V80H192ZM212 78V77H211ZM211 78H209V79H211ZM222 78V80L224 79V76L223 77H221ZM221 78H219V79H221ZM260 78V77H259ZM118 79V78H117ZM215 79V78H214ZM226 79V78H225ZM228 79V78H227ZM230 80H232V78H229ZM238 79H234V82L237 80V82L236 83H238V81H240V80H238ZM256 79H258V78H256ZM113 80H116V79H113ZM187 80V79H186ZM195 80V79H194ZM247 80V79H246ZM255 80V79H254ZM261 80H263V79H260V81ZM184 81V80H183ZM204 81V80H203ZM244 81V80H243ZM249 81V80H248ZM253 81V80H252ZM187 83H188V81H186ZM185 82V83H186ZM217 84H219V85H221L222 86V89H220L221 88V86H220V88H218L217 90L216 89H214V88H216V87H214L213 88V86L211 87V88H209L208 90H216V91H213V92H215L214 94H216L218 91H220V90H222V95H221V93H219V95H221V96H223V91L225 90V89H223L224 87H223V82H220V81H215ZM244 82H246V81H244ZM243 82V83H244ZM124 83L122 84L123 86H124ZM182 83H184V82H182ZM207 83V82H206ZM241 83V82H240ZM254 83V82H253ZM259 83H261V82H259ZM31 84V83H30ZM118 84V83H117ZM191 84V83H190ZM200 84V83H199ZM203 84V83H202ZM205 84V83H204ZM207 84H209V83H207ZM217 84H215V86L217 85ZM242 84V83H241ZM252 84V83H251ZM184 85V84H183ZM193 85H194V83H193ZM210 85V84H209ZM212 85V84H211ZM234 85V84H233ZM238 85V87H239V84H237ZM254 85V84H253ZM259 85V84H258ZM258 85H255V86H258ZM185 86H187L186 84H185ZM191 86H192V84H191ZM195 86V85H194ZM200 86H201V84H200ZM204 86V85H203ZM207 86V85H206ZM225 86V85H224ZM248 86H249V84H248ZM18 89H14L10 84H8V83H4V84H2V83H0V167L3 169V167L4 166H8L9 167V169H12V167H15V166H17L19 163H18V161L17 160H20L21 158V156H20V154H22L21 152H20V149L18 148V139L17 138H14L13 140H11L10 142H8V143H5L4 142V140H5V138L6 137H8V136H10V134H8V132L6 133V131H5V129H10L9 130V132L10 131H12V130H21V131H23V130H29V129H34V130H36V129H38L39 127H42L43 125V127L45 128L46 126H48L47 128L48 129H50V124L51 123H44L43 125H42V123H38V121H33V119L36 117V115L37 114H39L40 116L41 115H46V116H48V117H50L51 118V114L52 113H50V111H49V107L47 106H44L46 103H48V102H46V103H42L41 102V100L38 98V96L35 94V92L33 91V89L31 88V87H33V85L31 84V86H29L28 84H25L24 86L22 85H18ZM120 87V86H119ZM188 87V86H187ZM190 87V86H189ZM188 87V88H189ZM193 87V86H192ZM196 87V86H195ZM218 87V86H217ZM120 88H122V87H120ZM124 88H125V86H124ZM170 88V87H169ZM185 88V87H184ZM196 88H199V87H196ZM201 88V87H200ZM203 89L205 88V93H206V91H208V90H206V87H202ZM201 88V90H203ZM240 88V87H239ZM248 88V87H247ZM251 88H252V85H251ZM161 89H162V87H161ZM191 91H192V89L191 88H189ZM189 89H187L188 91H190ZM220 89V90H219ZM244 89H246V88H244ZM16 92H18V93H20V97L18 96V95H16V93H15V91ZM35 90V89H34ZM59 90V89H58ZM168 91H169V89H167ZM186 90V91H187ZM200 90V92H201V94H203V96H204V90H203V93H202V91ZM243 90V89H242ZM241 90V91H242ZM39 91V90H38ZM37 91V92H38ZM43 91H45V90H43ZM61 91V90H60ZM132 91V90H131ZM130 91V92H131ZM165 91V90H164ZM164 91L162 92L163 94H162V96L164 95V94H166V93H164ZM168 91H165V92H167L168 93ZM187 91V92H188ZM194 91H195V89H194ZM196 91H199V89L197 90L196 89ZM240 91V92H241ZM248 91H249V89H248ZM248 91H247V93H248ZM259 91L260 90H258V93H259ZM53 92V91H52ZM51 92V93H52ZM83 92V91H82ZM127 92V91H126ZM130 92H129V94H130ZM158 92V91H157ZM173 92V91H172ZM175 92V91H174ZM174 92H173V94H174ZM178 92V91H177ZM176 92V93H177ZM181 92V91H180ZM184 93H185V91H183ZM213 92L211 93V91L208 93V94H210L209 95V98L210 97H212L211 95L213 94ZM236 92V91H235ZM249 92H251V91H249ZM45 93V92H44ZM50 93V94H51ZM62 93V92H61ZM72 92H70V94H71ZM76 93V92H75ZM120 93V92H119ZM123 93V92H122ZM128 93V92H127ZM170 93V92H169ZM175 93V94H176ZM217 93V94H218ZM242 93V92H241ZM243 93H245V91L243 92ZM41 94V92L39 93V95ZM42 94H43V92H42ZM60 94V93H59ZM69 94V95H70ZM146 94V93H145ZM160 94V93H159ZM159 94H157L158 96H159ZM187 93H185L184 95H186ZM194 94H196V93H194ZM200 94V95H201ZM207 94V95H208ZM214 95V98H215V96L216 97H218L219 95ZM228 94H229V92H228ZM253 94H255L254 92H253ZM46 95L47 96H49V97H52V98H54V97H57L58 98V96H51V95H49V92H48V94L46 93ZM69 95H68V100H69ZM131 95V94H130ZM129 95V96H130ZM168 95V94H167ZM166 95V96H167ZM171 95H172V93H171ZM177 95V94H176ZM184 95H183V97H184ZM189 95V94H188ZM238 95V94H237ZM244 95V94H243ZM247 95V94H246ZM60 96V95H59ZM67 96V95H66ZM73 96V95H72ZM71 95H70V97H72ZM75 96V95H74ZM73 96V97H74ZM87 96H89V94L87 93ZM101 96V95H100ZM173 96V95H172ZM178 96V95H177ZM202 96V97H203ZM61 97V96H60ZM120 97H122V96H120ZM128 97V96H127ZM126 97V98H127ZM134 97V96H133ZM140 97V96H139ZM142 97H144V96H142ZM142 97H140V98H142ZM160 97V96H159ZM174 97V96H173ZM173 97H172V99H173ZM179 97H181L180 95H179ZM182 97V100H181V98L179 99V100H181V101H183V98ZM192 97V95L190 94V98ZM197 97V96H196ZM195 97V98H196ZM205 97H207V96H205ZM237 97V96H236ZM253 97H255L254 95H253ZM252 97V98H253ZM257 97V96H256ZM62 98V97H61ZM65 98V97H64ZM87 98V97H86ZM94 98V97H93ZM97 98H98V96H97ZM96 98V99H97ZM124 98V97H123ZM122 98V99H123ZM153 98V97H152ZM154 98H157V97H154ZM169 98V97H168ZM177 98V97H176ZM185 98H186V96H185ZM190 98H187L188 100L190 99ZM193 98V97H192ZM194 98V101L196 100ZM198 98H199V95H198ZM208 98V97H207ZM226 98V97H225ZM243 98V97H242ZM242 98H240V99H242ZM248 98H249V96H248ZM250 98H251V96H250ZM258 98V97H257ZM63 99V98H62ZM62 99H60V101H59V108H61L60 106H62L63 107V109H64V107H65V105H66V103H67V99L66 100H62ZM75 100H76V98H74ZM96 99H94V100H96ZM102 99V98H101ZM146 99V98H145ZM161 99H163V98H161ZM160 99V100H161ZM165 100H166V98H164ZM172 99H170V101L172 100ZM224 99V98H223ZM238 99V98H237ZM240 99H238V100H236V101H240ZM54 100V99H53ZM93 100V101H94ZM125 100V99H124ZM127 100V99H126ZM142 100H143V98H142ZM157 100V99H156ZM158 100H159V98H158ZM158 100H157V102H158ZM193 100V99H192ZM191 100V101H192ZM198 100H200V99H198ZM248 100V99H247ZM250 100V99H249ZM248 100V101H249ZM252 100V99H251ZM254 100V99H253ZM252 100V101H253ZM44 101V100H43ZM46 101V100H45ZM52 101V100H51ZM74 101V100H73ZM92 101V102H93ZM148 101V100H147ZM167 101H168V99H167ZM170 101L169 102H161V105L160 106H158L157 107V105L155 104L153 107H154V109L155 110H157L158 112H160V113H165L168 109H170L171 108V103L173 102H171L170 103ZM191 101H189V102H191ZM201 101H202V98H201ZM222 101V100H221ZM221 101H217L219 104H220V102ZM225 101V100H224ZM242 101V100H241ZM245 101V100H244ZM243 101V102H244ZM128 102L132 105L131 106V109H132V107L133 108H140L141 109V105H140V103L137 101V99H132L131 97L128 99ZM144 102H145V100H144ZM143 102V103H144ZM151 102V101H150ZM180 102V101H179ZM214 102V101H213ZM223 102V101H222ZM233 102V101H232ZM51 102H49V105H54V104H56L57 102L56 101H53V103L52 104H50ZM75 103V102H74ZM110 103V102H109ZM126 103V102H125ZM146 103V102H145ZM144 103V104H145ZM160 103V102H159ZM177 103H178V101H177ZM194 103V102H193ZM195 103H196V101H195ZM198 103V102H197ZM200 103V102H199ZM198 103V104H199ZM204 104H206V102H203ZM236 103V102H235ZM247 103H249V102H247ZM44 104V105H43ZM107 104H108V102H107ZM113 104V105H112ZM112 104L110 105V104H108V106H114V104L115 103H113L112 102ZM153 104H154V102H153ZM171 104V105H170ZM175 103L173 102V105H174ZM180 104H181V102L179 103V105H178V108H180ZM216 104V103H215ZM219 104H217V105H219ZM224 104V106L226 105V103H222V105ZM246 104V103H245ZM47 105V104H46ZM68 105V104H67ZM102 105H103V103H102ZM101 105V106H102ZM116 105V104H115ZM127 105V104H126ZM149 105V104H148ZM150 105H151V103H150ZM190 105H191V103H190ZM231 105H233V104H231ZM251 105V104H250ZM50 106V107H51ZM106 106V105H105ZM175 106H176V104H175ZM173 107V108H175L176 109V107ZM187 106V105H186ZM206 106V105H205ZM208 106V105H207ZM213 106H215V105H213ZM212 106V107H213ZM221 106V105H220ZM228 106V105H227ZM245 106V105H244ZM104 107V106H103ZM107 107V106H106ZM119 107H121V106H119ZM143 107V106H142ZM168 107H170V108H168ZM195 106L193 105V107L192 108H194ZM209 107V106H208ZM229 107H231V106H229ZM236 107H237V105H236ZM251 106H249V108H250ZM112 108V107H111ZM115 108V107H114ZM125 108V107H124ZM129 108V107H128ZM144 108H147L146 106L144 107ZM191 108V109H192ZM196 108H199L198 106L196 107ZM203 108V107H202ZM217 109H215L214 107L212 108V111H213V113L217 110L218 112H220L219 110H218V108L220 109V107H216ZM228 108V107H227ZM246 108H248L247 106H246ZM245 108V109H246ZM62 109V110H63ZM71 109L73 110V112L74 113H78V114H82V113H84V114H88L87 116H89V118L91 117V116H93V115H95V116H97L102 110L100 109V108H98L96 105H94V104H90V105H87V104H77L76 106H74V107H71ZM121 109H122V107H121ZM200 109V108H199ZM214 109H215V111H214ZM244 109V108H243ZM107 110V109H106ZM112 110H113V108H112ZM115 110V109H114ZM124 110V109H123ZM145 110V109H144ZM181 110V109H180ZM183 110V109H182ZM198 110V109H197ZM196 109H193V110H191L193 113L195 112V111H197ZM202 110V109H201ZM70 111V110H69ZM122 111V110H121ZM136 111H138V110H136ZM146 111V110H145ZM188 111H190V109L188 110ZM204 111V110H203ZM249 110L247 109V112H248ZM102 112H104V111H102ZM116 112V115L119 113V111H118V109L115 111ZM130 112V111H129ZM140 112V111H139ZM144 112V111H143ZM149 112H150V110H149ZM175 112V111H174ZM182 112V111H181ZM201 112V111H200ZM205 112H206V110H205ZM218 112L216 113V117L218 116ZM227 112H228V110H227ZM12 113H19V114H22L23 115V118L22 119H19V120H16V119H14L13 117H11V116H9V114H12ZM31 113H34L35 114V117H33L32 115H31ZM112 113V112H111ZM145 113V112H144ZM151 113H152V111H151ZM153 113H155L154 111H153ZM172 113H173V111H172ZM183 113V112H182ZM189 113V115L190 114H192L191 112H188ZM207 113V112H206ZM215 113H214V115H215ZM229 113V112H228ZM227 113V114H228ZM6 114H8V115H6ZM55 114V113H54ZM83 114V115H84ZM120 114H121V112H120ZM120 114H119V117L121 118H123L122 120H120L119 119V117H118V120H120V121H126L128 124H126V126L127 125H129V124H133V122H132V120H133V118H132V116L131 115H134L133 113L131 114V112H130V117L132 118V120H130V118L129 117H127L126 115H124V116H120ZM167 114V113H166ZM165 114V115H166ZM195 114V113H194ZM193 114V115H194ZM197 112H196V115L195 116H197ZM202 114V113H201ZM205 114V113H204ZM220 115H221V112L219 113ZM51 115V116H50ZM111 115V114H110ZM151 114H149V116H150ZM156 115H157V113H156ZM155 115V116H156ZM163 115V114H162ZM168 115V114H167ZM172 115V114H171ZM170 115V116H171ZM200 115V114H199ZM203 115V114H202ZM206 115V114H205ZM232 115H234V114H232ZM112 116V115H111ZM118 116V115H117ZM152 116H153V114H152ZM154 116V117H155ZM158 116H159V114H158ZM174 116V117H173ZM172 117L173 118H171L173 121H171V122H173V123H175V122H177V121H179L180 119H179V115H178V110L176 111V114L175 115H173ZM188 116V115H187ZM191 116V115H190ZM210 116H212V112H211V114H210ZM236 116V115H235ZM242 116V115H241ZM55 117V116H54ZM54 117H52V118H54ZM82 117V116H81ZM135 117V116H134ZM143 117V116H142ZM159 117H161V116H159ZM158 117V119H160ZM182 116L180 115V118H181ZM189 117V116H188ZM193 117V116H192ZM200 117H201V115H200ZM203 117V116H202ZM207 117V116H206ZM215 117V118H216ZM219 117H223V116H219ZM229 117V116H228ZM20 118V117H19ZM56 118V117H55ZM82 118H84V117H82ZM81 118V119H82ZM95 118V117H94ZM115 118V117H114ZM144 118V117H143ZM147 118V117H146ZM149 118V117H148ZM150 118H152V117H150ZM149 118V119H150ZM156 118V117H155ZM215 118H214V120H215ZM227 118V117H226ZM231 118V117H230ZM241 118H243V117H241ZM240 117H239V119L238 120H240L241 119ZM137 120H138V118H136ZM157 119V118H156ZM157 119V120H158ZM165 119H166V116H165ZM170 119V118H169ZM182 119H183V117H182ZM181 119V120H182ZM201 119V118H200ZM199 119V120H200ZM212 119H213V117H212ZM216 119H218V117L216 118ZM220 119H224V117L223 118H220ZM219 119V120H220ZM234 119H236L235 117H234ZM260 119V118H259ZM66 120V119H65ZM156 120V121H157ZM160 120H162V119H160ZM159 120V122L160 123H162V124H164L163 122H161ZM184 120V119H183ZM186 120H188V119H186ZM214 120H212L213 122H214ZM219 120H218V122H219ZM227 120V119H226ZM225 120V121H226ZM243 120V119H242ZM254 120H256L255 118H254ZM1 121H3V123H1ZM115 121H117L116 119H115ZM146 121V120H145ZM150 121H153V118L150 120ZM156 121H155V123H154V125L156 124ZM162 121H167V120H162ZM170 121V120H169ZM190 121V123L192 122L191 120H189ZM210 121V120H209ZM208 121V122H209ZM231 121V120H230ZM234 120L232 119V122H233ZM236 121V120H235ZM245 121V120H244ZM119 122V121H118ZM140 122V121H139ZM158 122V123H159ZM170 122V123H171ZM188 122V121H187ZM186 121L184 122V123H187ZM201 121H199V124H201L200 123ZM206 122V121H205ZM243 122V121H242ZM251 122V121H250ZM65 123H67L68 125L70 124L71 126H74L75 128L74 129H77V130H84V128L85 129H87V127L88 126H86V127H84L83 125H84V123H83V127H81L80 126V123H82V120H67V121H65V122H63V123H59V124H56V125H54V126H52L51 128H57V129H61L62 128V125L61 124H65ZM106 123H108V122H106ZM113 123H115V122H113ZM125 123V122H124ZM124 123H121V124H123V125H125ZM149 122H147V124H148ZM152 123V122H151ZM150 123V124H151ZM189 123V122H188ZM196 123H198V122H196ZM217 123V122H216ZM215 123V124H216ZM220 123V126H219V128H222V125H224V124H222V122L220 121L219 122ZM224 123V122H223ZM237 123V122H236ZM249 123V122H248ZM91 124H92V122H91ZM94 124H96V123H94ZM100 124V123H99ZM104 124H105V122H104ZM111 122H110V125L108 124V127L109 126H111ZM116 124H118L117 122H116ZM137 124V123H136ZM135 124V125H136ZM143 123L141 122V125H142ZM150 124H149V126H150ZM162 124H160V126L162 125ZM167 124H169V123H167ZM182 124H183V121H182ZM193 124H195V123H193ZM202 124H204V123H202ZM222 124V125H221ZM225 124H227V122L225 123ZM233 124V123H232ZM242 124H244V122L242 123ZM66 125V124H65ZM67 125V126H68ZM69 125V126H70ZM93 125V124H92ZM114 125V124H113ZM112 125V126H113ZM152 125H153V123H152ZM170 125V124H169ZM174 125V124H173ZM209 125V124H208ZM217 125V124H216ZM231 125V124H230ZM66 126V127H67ZM89 126H90V123H89ZM96 126V125H95ZM97 126H98V123H97ZM103 126V125H102ZM100 127L99 126V128H104V127ZM105 126H107V124H105ZM116 126V125H115ZM148 126V125H147ZM146 126V127H147ZM157 125H155V127H156ZM165 126V125H164ZM183 126V125H182ZM188 126H190L189 128H191V124L190 125H188ZM196 126V125H195ZM195 126L193 127V128H195ZM213 126H215V125H213ZM218 126V125H217ZM225 126V128L223 127V129H225V132L223 131V133H225L226 134V125H224ZM233 126V125H232ZM244 126V125H243ZM243 126H239V127H242L241 129L243 130ZM249 126V125H248ZM83 128V129H81V128ZM92 127H94V125L92 126ZM92 127L90 126V128L92 129ZM117 129H120V131L121 132H124L125 134H127V136L128 137H130V138H132V140L137 144V146H140V148H142L143 149V147H145L146 145H144V142L141 140V139H139L136 135H135V133L133 132H131V131H129L126 127H124V126H121V125H117ZM139 127V126H138ZM145 127V126H144ZM145 127V128H146ZM153 127V126H152ZM159 127V126H158ZM172 127V126H171ZM173 127H176V124L173 126ZM201 127L203 128V126L201 125ZM205 127V126H204ZM206 127H207V125H206ZM205 127V128H206ZM216 127V126H215ZM214 127V128H215ZM229 127H231V126H229L228 125V128ZM234 127H236V125L234 124ZM98 128V127H97ZM97 128H95V129H97ZM107 128V127H106ZM112 128V127H111ZM110 128V129H111ZM130 128V127H129ZM132 128V127H131ZM150 128V127H149ZM178 128H180V126L179 127H177L176 128V130H177V133H179V131H178ZM199 128V127H198ZM212 128V127H211ZM213 128V129H214ZM219 128H217V130L219 129ZM247 128V127H246ZM249 128V127H248ZM116 128H113V130H117ZM138 128H136V130H137ZM159 129H161V128H159ZM165 129V128H164ZM171 129V128H170ZM173 129V128H172ZM181 129V128H180ZM210 129V128H209ZM237 129V128H236ZM257 129V128H256ZM62 130V129H61ZM102 130V129H101ZM107 130V129H106ZM157 130H158V128H157ZM156 130V131H157ZM163 130V129H162ZM165 130H168L167 129V127H166V129ZM183 130V129H182ZM188 130V129H187ZM200 130V129H199ZM202 130H204V135H205V129H202ZM202 130H200V131H202ZM208 130V128L206 129V131ZM216 130V131H217ZM220 130V129H219ZM230 130H232V131H234L233 129H230ZM252 130V129H251ZM259 130V129H258ZM261 130V129H260ZM100 131V130H99ZM105 131V130H104ZM146 131V130H145ZM154 131V130H153ZM174 131V130H173ZM189 131V130H188ZM193 131V130H192ZM198 131V130H197ZM214 131V130H213ZM227 131H229L228 129H227ZM232 131H230V132H232ZM36 132H38V131H36ZM65 132V131H64ZM95 132V131H94ZM98 132V131H97ZM139 132V131H138ZM151 132V131H150ZM159 132V131H158ZM157 132V133H158ZM161 132H163V131H161ZM167 132V131H166ZM172 132V131H171ZM170 132V133H171ZM175 132V131H174ZM182 132V131H181ZM184 132V131H183ZM195 132V131H194ZM203 132V131H202ZM201 132V133H202ZM220 132H222V131H220ZM237 131H235V133H236ZM239 132H240V130H239ZM242 132V131H241ZM253 132V131H252ZM260 132V131H259ZM14 133V132H13ZM42 133V132H41ZM61 133V132H60ZM80 133V132H79ZM112 133V132H111ZM123 133V134H124ZM140 133H142V132H140ZM154 133V132H153ZM165 133V132H164ZM169 133V134H170ZM189 133V132H188ZM190 133H191V131H190ZM215 133V131L214 132H212V135ZM217 133V132H216ZM216 133H215V135H216ZM234 133V134H235ZM12 134V133H11ZM82 134V133H81ZM80 134V135H81ZM84 134H86V133H84ZM100 134V133H99ZM143 134H146V133H144L143 132ZM159 135H160V133H158ZM185 134V133H184ZM183 134V135H184ZM211 134V133H210ZM210 134H208V135H210ZM228 134V133H227ZM226 134V135H227ZM238 134V133H237ZM241 134V133H240ZM246 133H243V135H245ZM251 134H255V133H251ZM251 134H250V136H251ZM63 135H64V133H63ZM163 135V134H162ZM175 136L174 137H176L177 138V136L179 135H177L176 136V134H174ZM188 135V134H187ZM190 135V134H189ZM189 135H188V137L187 138H189ZM195 135L197 136V134L195 133ZM219 135V134H218ZM222 135V134H221ZM226 135L224 136L223 135V137L225 138L226 137ZM243 135H242V137H243ZM246 135H248V134H246ZM23 136V135H22ZM72 136V135H71ZM82 136V135H81ZM84 136V135H83ZM83 136H82V138H83ZM106 136V135H105ZM161 136V135H160ZM181 136V135H180ZM192 136H193V134H192ZM214 136V135H213ZM217 136V135H216ZM228 136H229V134H228ZM227 136V137H228ZM88 137V135H86V138ZM95 138L97 137V139H98V136H94ZM94 137H92V139L94 138ZM111 137V136H110ZM125 137V136H124ZM145 136H143V138H144ZM147 138H148V136H146ZM151 137V136H150ZM164 137V136H163ZM173 137V136H172ZM184 137H185V135H184ZM202 137V136H201ZM210 137V136H209ZM219 137V136H218ZM217 137V138H218ZM226 137V138H227ZM230 138H231V136H229ZM232 137H234L233 135H232ZM241 137V136H240ZM60 138H62V137H60ZM60 138H59V140H60ZM63 138H65L64 136H63ZM62 138V139H63ZM85 138V137H84ZM95 138H94V140H95ZM102 139H104V137H101ZM181 138V137H180ZM197 138H200V137H197ZM207 138H208V136H207ZM252 138V136L249 138V139H251ZM257 138H258V136H257ZM7 139V138H6ZM9 139V138H8ZM67 139V138H66ZM79 139V138H78ZM88 139V138H87ZM91 139V138H90ZM99 139H100V137H99ZM98 139V140H99ZM102 139H100L101 140V143L103 144V142H102ZM113 139V138H112ZM150 140H151V138H149ZM154 139V138H153ZM164 139V138H163ZM175 139V138H174ZM179 139V138H178ZM204 139H206V136H205V138ZM210 139V141H211V139H212V136L209 138ZM215 139V138H214ZM223 139V138H222ZM221 139V140H222ZM254 139V138H253ZM252 139V140H253ZM256 139V138H255ZM255 139H254V141H255ZM22 140V139H21ZM58 140V139H57ZM99 140V141H100ZM150 140H147V141H150ZM182 140H183V137H182ZM185 140H187V139H185ZM226 140V139H225ZM231 140V139H230ZM233 140V139H232ZM231 140V141H232ZM235 140V139H234ZM233 140V141H234ZM261 140V139H260ZM72 141V140H71ZM97 141V140H96ZM99 141H98V144H99ZM110 141V140H109ZM130 141H131V139H130ZM131 142V143H134V142ZM159 141V140H158ZM157 141V142H158ZM162 141V140H161ZM164 141V140H163ZM171 141V140H170ZM169 141V142H170ZM177 141H179V140H177ZM188 141V140H187ZM186 141V142H187ZM201 141V140H200ZM202 141H204V140H202ZM206 141V140H205ZM254 141H251V142H254ZM258 142H260L259 140H257ZM94 142V141H93ZM106 141H104V143H105ZM107 142H108V139H107ZM112 142V141H111ZM111 142H109V143H111ZM117 142V141H116ZM151 142V141H150ZM154 142H156L155 141V139H154ZM160 142V141H159ZM167 142V141H166ZM173 142V141H172ZM171 142V143H172ZM191 143H190V145H192L191 147H192V155H191V157L189 158V160H188V164L191 166V168H190V170H192L193 171V175L192 176H190L189 177V179H190V181L192 182V184H194V186H197L199 189H201V190H204L205 192L207 191V193L210 191V190H214V189H210V184H209V180H208V176H207V174H206V172L204 173L203 171L202 172H200L199 171V167H200V165H203L204 167H206L205 165H207L208 164V160L210 159V158H212L213 157V164H214V159L216 160L217 158H216V156H218L216 153L217 152H220V150L218 149L217 150V152H216V148H213L214 150H215V154H216V156H215V158H214V156L212 155V153L214 152V150L212 149V148H210L209 149V151H207L208 150V148L204 151V153L203 152H198V151H194V148L196 147V139L193 137L192 139H191V141H190ZM207 142H209L208 141V139H207ZM212 142H215V141H213L212 140ZM211 142V143H212ZM230 142V141H229ZM251 142H249V144L251 143ZM256 142V141H255ZM254 142V143H255ZM25 143L26 144H28V145H31V146H34L36 149H37V151H38V153L42 156V158H44L46 161L48 160V161H51V164L53 165L54 163V165L53 166H55L56 164H57V167H58V165H60V164H58V163H61L62 164V162H63V166H64V163L67 161L66 159L67 158H65V156H64V152L65 151H63V153H62V149L64 148L67 152H68V154L70 153V157H71V155L73 156V158H75L77 161L78 160H84V159H90L91 157H94V155H98L97 153L98 152H100V156L102 157V156H106V155H108V158L107 159H109V158H111L110 160H113L114 162H112V161H108L109 162V166H110V162H111V164L112 163H115L116 162V166L118 165L119 166V168L117 167V169H115V170H118L119 169V171H120V168H122L123 169V171L121 172H115V173H112L113 171H110L111 172V175H112V178L113 179H116L117 181H119V182H121V183H123L124 185H126V186H128V187H131V186H136V184L138 183V182H141V181H143V179H142V176H141V172H140V167L138 168V163H134L135 161H133L132 160V158H130L129 156H131V155H127L126 153V155H124V154H122V153H120L116 148L114 149V148H100V150L98 149H95L94 148V146L93 147H91L90 145H88L87 146V144L88 143H86L85 144V142H84V147H82L81 146V148H79V147H77V146H75V144H74V146L75 147H77V148H79V150H78V152H72V149H74V148H71V145H68V146H60V145H58V144H55V142H52V141H50V140H48L47 138H45V137H41L40 135H38V134H31V135H28L26 138H25ZM69 143V142H68ZM67 143V144H68ZM95 143V142H94ZM94 143H92L91 142V144H94ZM147 143V142H146ZM163 143V142H162ZM165 143V142H164ZM163 143V144H164ZM174 143V142H173ZM182 143V142H181ZM197 143H198V140H197ZM216 143V142H215ZM227 143V142H226ZM231 143H233L232 145H234V142H231ZM236 143V142H235ZM261 143V142H260ZM264 143V142H263ZM108 144V143H107ZM151 144L153 145V143L151 142ZM162 144V145H163ZM184 144V143H183ZM185 144H187V143H185ZM188 144H189V142H188ZM201 144V143H200ZM207 144V143H206ZM209 144V143H208ZM219 144V143H218ZM230 144V143H229ZM247 144V143H246ZM258 144V143H257ZM256 144V146H258ZM81 145H83V144H81ZM86 145V146H85ZM101 145V144H100ZM104 145V144H103ZM106 145V144H105ZM110 145H115V144H113V142H112V144H109V147H110ZM118 145V144H117ZM116 145V146H117ZM135 145V144H134ZM156 145H157V143H156ZM169 145V144H168ZM167 144L165 145V146H168ZM172 145V144H171ZM190 145H189V147H190ZM202 145H204V144H202ZM223 145V144H222ZM226 146H227V144H225ZM250 145H252V143L250 144ZM260 146L262 145L263 146V144L261 143V144H259ZM123 146V145H122ZM136 146V145H135ZM148 146V145H147ZM154 146H155V144H154ZM158 146H159V144H158ZM157 146V147H158ZM161 146V145H160ZM170 146V145H169ZM198 146V145H197ZM212 146V145H211ZM217 146V145H216ZM105 147H107V146H105ZM114 147V146H113ZM170 147H172V146H170ZM174 147V146H173ZM178 148H179V146H177ZM184 147H186V145H184ZM206 147V146H205ZM208 147H210V146H208ZM218 147V146H217ZM254 147V146H253ZM97 148V147H96ZM139 148V147H138ZM146 148V147H145ZM159 148V147H158ZM169 148V147H168ZM204 148V147H203ZM235 148V147H234ZM246 148H248V147H246ZM249 148H250V146H249ZM255 148V147H254ZM120 149V148H119ZM135 149H136V147H135ZM191 149V148H190ZM201 149V148H200ZM213 151H212V150ZM231 149H233V148H231ZM256 149V148H255ZM258 149V148H257ZM261 149V148H260ZM157 150V149H156ZM225 150V149H224ZM242 150V149H241ZM240 150V151H241ZM245 150V149H244ZM247 150V149H246ZM259 150V149H258ZM147 151V150H146ZM188 151L189 152H191L189 149H188ZM202 151H203V149H202ZM222 151V150H221ZM225 151H227V150H225ZM232 151V150H231ZM249 151V149L246 151V153ZM260 151H263L264 152V147H263V150H260ZM133 152V151H132ZM145 151L143 150V153H144ZM230 152V151H229ZM229 152H228V154H229ZM250 152V151H249ZM253 152V151H252ZM263 152H262V154H263ZM223 153H224V151H223ZM222 153V154H223ZM246 153H244L245 155H246ZM256 153V152H255ZM28 154V153H27ZM29 154H31V153H29ZM131 154V153H130ZM163 154H164V152H163ZM165 154L166 155H168L169 156V160H170V163H173V165L175 166H177L178 167V165L179 166H182L183 164H184V158H183V156H181V154H177L176 152H174L173 150H171V149H168L167 151H165ZM191 153H189V155H190ZM221 154V155H222ZM226 155L228 158H230L229 156L230 155ZM249 154V153H248ZM248 154H247V156H248ZM254 154V153H253ZM257 154H258V152H257ZM260 155H261V153H259ZM258 154V157L260 156ZM19 155V156H18ZM156 155V154H155ZM186 155V154H185ZM225 155V153L223 154V156ZM250 155H252V154H250ZM255 155V154H254ZM99 156V155H98ZM136 156V155H135ZM135 156H133L132 155V157L134 158ZM225 156V157H226ZM264 155H262V157H263ZM20 159H19V158ZM220 157H222V156H220V153H219V158L217 159V160H219L220 159ZM225 157H223V160L225 159ZM250 157V156H249ZM253 157V156H252ZM18 158V159H17ZM99 158V157H98ZM247 158V157H246ZM93 159V161H95L94 160V158H92ZM91 159V160H92ZM96 159V158H95ZM103 159H106V158H103ZM102 159V160H103ZM188 159V158H187ZM222 159V158H221ZM220 159V160H221ZM250 159H251V157H250ZM66 160V161H65ZM134 160H136V159H134ZM149 160V159H148ZM222 160V161H223ZM246 160V159H245ZM22 161V160H21ZM21 161H20V164H21ZM47 161V162H48ZM65 161V162H64ZM76 161V162H77ZM86 161V160H85ZM84 161V162H85ZM146 161V160H145ZM242 161V160H241ZM53 162V163H52ZM79 162V161H78ZM77 162V163H78ZM83 162V163H84ZM136 162H137V160H136ZM147 162V161H146ZM210 162V161H209ZM215 162H217V161H215ZM221 162V161H220ZM244 162V161H243ZM242 162V163H243ZM18 163V164H17ZM80 163V162H79ZM87 163H89V162H87ZM218 163V165H216V164H212L213 166H211L212 168H213V171H219L220 172V167H219V162H217ZM248 163V165H249V162H245V163H243V164H241V167H240V169L243 171V173H244V171L246 170L245 169V167H246V164ZM17 164V165H16ZM19 164V165H20ZM49 164V163H48ZM51 164H49L50 166H51ZM65 164H67V162L65 163ZM84 164H86V163H84ZM103 164H104V162H103ZM105 164H106V162H105ZM106 164V168L107 169H109V167H107L108 165ZM211 164V163H210ZM18 165V166H19ZM69 165V164H68ZM67 165V167H69ZM114 166H115V164H113ZM220 165H222V164H220ZM24 167H25V165H23ZM30 166V165H29ZM53 166H51V167H53ZM62 166V172H64L63 170H65V169H63L64 167ZM104 166V165H103ZM140 166V165H139ZM7 167V168H8ZM24 167H22V168H24ZM56 167V168H57ZM61 167V166H60ZM59 167V168H60ZM66 167V166H65ZM83 167V166H82ZM210 167V166H209ZM226 167V166H225ZM228 167V166H227ZM238 167V168H239ZM248 167H250V166H248ZM6 168V169H7ZM18 167H16V170H18L17 169ZM55 168V167H54ZM85 168V167H84ZM106 168H105V170H106ZM111 168V167H110ZM67 169V168H66ZM86 169V168H85ZM99 169V168H98ZM114 169V168H113ZM3 170H5V169H3ZM20 170V169H19ZM22 170V169H21ZM20 170V171H21ZM58 170V169H57ZM60 170V169H59ZM58 170V171H59ZM68 170V169H67ZM66 170V171H67ZM109 170H112V168L111 169H109ZM109 170H108V172H109ZM239 170V169H238ZM53 171H55V170H53ZM65 171V172H66ZM69 171H71V170H69ZM68 171V172H69ZM81 171V170H80ZM153 171V170H152ZM151 171V169H150V175H152L153 173H151L152 172ZM198 171L200 172V173H198ZM205 171V170H204ZM229 171V170H228ZM232 171V170H231ZM234 171V170H233ZM11 172H14V171H11ZM19 172V171H18ZM60 172V171H59ZM64 172V173H65ZM154 172H157V171H155L154 170ZM188 172V171H187ZM225 172V171H224ZM223 172V173H224ZM239 172H241V171H239ZM2 172H0V174H1ZM8 173V172H7ZM21 173V172H20ZM52 173V172H51ZM58 172H56V174H57ZM67 173V172H66ZM73 173V172H72ZM87 173V172H86ZM160 173V172H159ZM177 173V172H176ZM212 173V172H211ZM246 173V172H245ZM9 174V173H8ZM44 174V173H43ZM59 174V173H58ZM76 175V173H73V175ZM108 174V173H107ZM110 174V173H109ZM171 174V173H170ZM227 174V173H226ZM10 175V174H9ZM71 175V174H70ZM232 175V174H231ZM241 175V174H240ZM1 176V175H0ZM16 176H18V175H16ZM22 176V175H21ZM61 176H63V174L61 173ZM65 176V175H64ZM232 176H234V175H232ZM5 177V176H4ZM36 177V176H35ZM71 177V176H70ZM73 177V176H72ZM76 177V176H75ZM108 177V176H107ZM111 177V176H110ZM235 177V176H234ZM1 178H2V176H1ZM0 178V179H1ZM7 178V177H6ZM17 178V177H16ZM45 178V177H44ZM54 178H56V176L54 177ZM57 178H59V176L57 177ZM63 178V177H62ZM65 178H66V176H65ZM68 178V177H67ZM74 178V177H73ZM92 178H93V176H92ZM4 179V178H3ZM31 179V178H30ZM40 179H42L41 177H36V178H34L30 183H31V185L28 187V189L27 190H25V192L24 193H22V194H20V197L18 198V197H16V199H17V202H18V207L21 205H32V207H35L34 208V212L32 211V212H30L31 211V209H30V211H28V210H26V211H28V212H30L28 215L26 214V212H25V210L24 209H26V206H24L25 208L23 209V211L22 212H24L25 214H23L22 216H20V218H19V220H16V219H12L10 216V218L9 219H6L5 220V217H4V220H5V222H6V224H7V226H9V228H11V226H13V227H15V225L17 226V224H18V228H17V234L20 232L22 235H19L20 237L22 236V238L24 239V240H26L25 242L24 241H21L22 240V238H21V242H18V243H16V244H11V247L9 246V248H8V250H7V253H8V255L9 256H11V257H16V256H18V253H21L22 252V249H23V247L24 246H26V243L27 242H31V243H35L37 240H39V239H41V238H44L46 235H47V233L48 234H50L49 232H51V231H53V229L55 228L53 225V227L54 228H52V230H50L49 232H48V228H46V227H43V224L42 223H44L45 222V220L44 219H42V217H41V219L42 220H44V222H42L40 219H38V216H39V214H38V216L36 217L35 215H36V213L37 212H43V211H48L49 209H51V208H57L58 206L56 205V206H54V204L52 205V204H49V202H48V199L47 198H49V196H51V192L53 191L52 190V187H50L48 184H43L41 181H40ZM71 179V178H70ZM70 179H68V180H70ZM145 179V178H144ZM218 179V178H217ZM232 179V178H231ZM11 180V179H10ZM64 180V179H63ZM110 180V179H109ZM14 181H16V180H14ZM53 181V183H54V180H52ZM230 182H231V180H229ZM63 182V181H62ZM66 182H68V183H71L70 181H67V180H65V182L64 183H66ZM113 182H114V180H113ZM145 183L143 184V186H142V191H143V193L145 192H147L148 193V190L149 189H147V180L145 179V181H144ZM161 182H162V184L167 188V189H172L171 188V186L170 185H168V183H166V181L164 180V179H162L161 180ZM219 182H220V180H219ZM45 183V182H44ZM47 183V182H46ZM49 183H50V181H49ZM58 183V182H57ZM61 183V182H60ZM60 183H59V185H60ZM88 183V182H87ZM3 184V187H4V181H1L0 180V187H1V189H2V191L3 192H8V190L9 189H7V191H6V189H4V188H2V185ZM9 184V183H8ZM15 184V183H14ZM14 184H12L13 186H14ZM23 184V183H22ZM19 185H20V183H19ZM18 185V186H19ZM61 185H62V188H63V185H67V184H63V183H61ZM76 185V184H75ZM77 185H79V184H77ZM236 185V184H235ZM6 186H9V185H7L6 184ZM5 186V187H6ZM17 186V185H16ZM53 186V185H52ZM55 186V185H54ZM68 186V185H67ZM72 186V185H71ZM193 186V187H194ZM213 186L214 185H212V188H213ZM56 187H58V185L56 186ZM55 187V189H57ZM125 187V186H124ZM12 188V187H11ZM17 188V187H16ZM19 188V187H18ZM24 188V187H23ZM67 188V187H66ZM127 188V187H126ZM216 188V187H215ZM221 188V187H220ZM15 189V188H14ZM54 189V191H57V190H55ZM218 189V188H217ZM17 191H18V189H16ZM65 189L63 188V191H64ZM1 191V192H2ZM53 191V192H54ZM59 192L60 191H62L61 190V188H59V190H58ZM57 191V192H58ZM62 191V193L61 194H63V193H65V191L63 192ZM88 191V190H87ZM141 191V192H142ZM215 191V190H214ZM214 191H213V193H214ZM0 192V193H1ZM217 192V191H216ZM220 193H221V191H219ZM225 192V191H224ZM223 192V194H228L227 192H225L224 193ZM16 193V192H15ZM19 193H21V191H20V189H19ZM167 193H168V191H167ZM219 193V194H220ZM235 193V192H234ZM18 194V193H17ZM57 193H54V195H56ZM212 194V193H211ZM2 195V194H1ZM0 195V196H1ZM12 195H14V191H13V194ZM65 195H66V193H65ZM172 195V194H171ZM175 195V194H174ZM181 195V194H180ZM179 195V196H180ZM215 195H216V193H215ZM63 196V195H62ZM62 196H60V198H62ZM70 196V195H69ZM178 196V197H179ZM182 196V195H181ZM219 196V195H218ZM226 196V195H225ZM2 197V196H1ZM0 197V198H1ZM13 197V196H12ZM59 197V196H58ZM57 197V199H56V201H58V199H60V198H58ZM64 198H65V196H63ZM173 197V196H172ZM172 197H171V199H172ZM228 197V202L227 203H233V202H230V200H232V198L230 199L229 198V195L227 196ZM227 197H225V198H227ZM255 197V196H254ZM3 198V197H2ZM1 198V199H2ZM14 198V197H13ZM67 198V197H66ZM175 198H176V196H175ZM223 198H224V196H223ZM255 198H257V197H255ZM4 199V201L3 202H6L7 200H5L6 198H3ZM2 199V200H3ZM7 199H9V198H7ZM11 199V198H10ZM9 199V200H10ZM15 199V198H14ZM54 199V198H53ZM55 199L53 200V202L55 201ZM63 199V198H62ZM78 199H79V197H78ZM174 199V198H173ZM185 199H186V197H185ZM235 198H233V200H234ZM245 199V198H244ZM250 199V198H249ZM67 200V199H66ZM66 200L64 201V202H66ZM175 200H177V199H175ZM175 200H172V201H175ZM178 200H179V198H178ZM225 200V199H224ZM227 200V199H226ZM256 200H258V199H256ZM1 201V200H0ZM60 201H61V199H60ZM60 201H58L59 203H60ZM246 201V200H245ZM249 201V200H248ZM14 202H16L15 200H14ZM51 202V201H50ZM62 202H63V200L61 201V203L60 204H62ZM64 202H63V204H64ZM203 202V201H202ZM201 201H197V203H188L187 204V208H188V211H187V209L183 212V207H182V203L183 202H180L178 205L176 204V201H175V204L177 205V207L180 209V212H181V214H183V216L185 217V218H187V220L188 221H190V218L189 217H191L193 220H194V222H195V224H196V226L198 227V229H199V231H200V233L202 234V236H203V238H204V240L203 239H201V238H199V237H196L197 239L195 240L198 244V248H197V250H198V254L197 253H195V251L194 252H192L191 251V249L190 248H188L187 250L188 251H190V253H187V252H185V253H183V254H181L182 252H180L179 253V251H181V250H185V247H186V243L184 242V240L183 239H179V237H178V235H174L173 234V236H171L169 239L167 238V237H164V235H157V236H153L152 238V240H150V241H148L147 243H146V245H144L145 247H147V249H146V252H147V254L149 255V256H151V257H153V258H156V259H158V260H162V258H163V255H162V253L164 252V251H167L168 253H170V255H172L175 251H176V256L174 257L175 258V261L178 263V264H181V263H183V262H191L192 264H205V262H207V264L209 263V264H263V263H261V261H259V258H258V256H257V254L254 252L253 254L251 253L249 256L248 255H245L244 253H241L240 251H238L239 250V246H238V248H237V246H236V243H234L233 242V239H231L230 238V236H232V235H230L229 236V234H227L225 231H227V229L224 227V223L222 224V221H220V220H218V219H216V218H214L213 217V214H211V213H209V211L208 212H206L205 211V209H203L202 208V203ZM222 202H224L225 203V201H222ZM260 202V201H259ZM8 203V202H7ZM10 203V202H9ZM56 203V202H55ZM158 203H161V202H159L158 201ZM174 203V202H173ZM177 203H178V201H177ZM240 203L241 202H238V204H239V207H240ZM250 203V202H249ZM248 203V204H249ZM1 204H2V202H1ZM0 204V205H1ZM57 204V203H56ZM65 204H69V201L68 202H66ZM75 204V203H74ZM237 204V203H236ZM242 204V203H241ZM259 204V203H258ZM258 204L254 201V199H253V202H252V204L250 203V205L251 206H249V207H247L248 205H247V203H246V209H244L243 208V211L242 212H244L245 214H249V217H250V219H251V221H252V223H254V225L256 224L257 226L261 223L262 224V222H261V219H263V217H261L262 215H261V210H260V208L261 207H259L258 206ZM16 205V204H15ZM73 205V204H72ZM229 205V204H228ZM5 206V205H4ZM7 206V205H6ZM63 206V205H62ZM238 206V205H237ZM243 206V205H242ZM261 206V205H260ZM3 207V206H2ZM13 207V206H12ZM11 207V208H12ZM31 207V208H32ZM8 208V207H7ZM7 208H3V210L5 211L6 210V212H7ZM28 208V207H27ZM59 208V207H58ZM57 208V209H58ZM17 209V208H16ZM56 209V210H57ZM184 209H185V206H184ZM236 209V208H235ZM242 209V208H241ZM262 209V208H261ZM10 210V209H9ZM15 210V209H14ZM18 210V209H17ZM20 210V209H19ZM52 210V209H51ZM50 210V211H51ZM66 210H67V208H66ZM57 211H61V210H57ZM56 211V212H57ZM13 212V211H12ZM20 212H21V210H20ZM53 212H55V211H53ZM68 212V211H67ZM71 212V211H70ZM185 212H187V213H185ZM8 213V212H7ZM14 213V212H13ZM44 213V212H43ZM48 213V212H47ZM152 213V212H151ZM6 214V213H5ZM9 214V213H8ZM11 214V213H10ZM18 214V213H17ZM22 214V213H21ZM48 214H51L52 215V213H48ZM47 214V215H48ZM57 214H59V212L57 213ZM64 214V213H63ZM67 214V213H66ZM69 214V213H68ZM7 215V214H6ZM40 215H43V214H40ZM51 215H50V217H51ZM53 215H56V214H53ZM72 215V214H71ZM4 215H1L0 217L2 218ZM59 216H60V214H59ZM178 216H179V214H178ZM53 217H55V218H53V219H56V216H53ZM58 217V216H57ZM61 217V216H60ZM71 217V216H70ZM13 218H15V215H14V217ZM48 218V217H47ZM46 218V215H45V219H47ZM63 218V217H62ZM67 217H65L64 219H66ZM69 218V217H68ZM178 218V217H177ZM184 218V219H185ZM63 219V220H64ZM2 220V219H1ZM59 220V219H58ZM76 220V219H75ZM193 220H191V221H193ZM264 220V219H263ZM3 221V220H2ZM60 221H62V220H60ZM73 221H74V219H73ZM72 221V222H73ZM77 221V220H76ZM189 222L190 223V225L192 224V222ZM57 222V221H56ZM64 222V221H63ZM69 222V221H68ZM194 222H193V224H194ZM46 223V222H45ZM61 223V222H60ZM66 223V222H65ZM163 223V222H162ZM264 223V222H263ZM2 224V223H1ZM4 224V223H3ZM2 224V225H3ZM47 224V223H46ZM49 224H50V222H49ZM54 224V223H53ZM57 224V223H56ZM64 224V223H63ZM76 225H79V224H77V222L75 223ZM194 224V225H195ZM260 224V225H261ZM1 225V226H2ZM61 226H62V223L60 224ZM74 225V224H73ZM253 225V224H252ZM0 226V227H1ZM4 226H5V224H4ZM51 226V225H50ZM58 226V225H57ZM61 226H60V228H61ZM161 226V225H160ZM262 226V225H261ZM190 227V226H189ZM192 227V226H191ZM226 227H227V225H226ZM5 228V227H4ZM58 227H56V230H58L57 229ZM76 228V227H75ZM14 229V228H13ZM62 229H64L63 228V226H62ZM67 229H69V227L67 228ZM74 229V228H73ZM77 229V228H76ZM172 229V228H171ZM193 229H196V228H193ZM224 229H226L225 231H224ZM230 229V228H229ZM232 229V228H231ZM229 230V232L230 231H232V230ZM11 230H12V228H11ZM70 230V229H69ZM75 230V229H74ZM73 230V231H74ZM144 230V229H143ZM8 231V230H7ZM13 231H16L15 229L13 230ZM71 232V233H73L72 235H74V232ZM145 231H147V230H145ZM173 231V230H172ZM181 231V230H180ZM191 231V230H190ZM236 231V230H235ZM54 232H56V231H54ZM67 232V231H66ZM78 232V231H77ZM193 232V231H192ZM191 232V233H192ZM194 232H196V231H194ZM228 232V233H229ZM232 232H234V231H232ZM180 233V232H179ZM231 233V232H230ZM0 234H2V236L4 235L3 233H0ZM52 234H53V232H52ZM56 234V233H55ZM55 234H54V236H55ZM76 234V233H75ZM194 234V233H193ZM232 234V233H231ZM51 235V234H50ZM70 235V234H69ZM89 235L90 234H88V233H86V232H84L83 233V238H84V241L85 242H91L92 241V239H91V237H89ZM142 235H144V232H142V231H140L139 232V236L138 237H141ZM166 235V234H165ZM6 236V235H5ZM13 236H15V235H13ZM18 236V237H19ZM52 236V235H51ZM170 236V235H169ZM192 236V235H191ZM196 236V235H195ZM194 236V237H195ZM4 237V236H3ZM16 237V236H15ZM73 237V236H72ZM2 238V237H1ZM0 238V239H1ZM186 238V237H185ZM58 239H59V236H58ZM57 239V240H58ZM73 239H78V237H77V235L75 236V237H73ZM188 239V238H187ZM192 239V238H191ZM3 240L4 239H2V242H3ZM15 240H16V238H15ZM71 240V239H70ZM123 240V239H122ZM121 240V241H122ZM127 240V239H126ZM193 240V239H192ZM1 241V240H0ZM5 241V240H4ZM80 241V240H79ZM195 241H194V243H195ZM58 242H60L59 240L56 242V243H58ZM71 242V241H70ZM93 242L94 243H96V244H98V243H102V244H104V238L103 237H97L96 239H94L93 240ZM125 242V241H124ZM189 242V241H188ZM43 243V242H42ZM50 243V242H49ZM66 244L65 245H67V242H65ZM77 243V242H76ZM123 243V242H122ZM121 243V244H122ZM243 243V242H242ZM44 244V243H43ZM71 244V243H70ZM120 244V243H119ZM118 244V245H119ZM188 244V243H187ZM190 244V243H189ZM254 244H255V242H254ZM13 245V246H12ZM63 245V244H62ZM64 245V246H65ZM83 245V244H82ZM90 245V244H89ZM117 245V247L115 248V249H113V250H110L109 251V249H108V251H109V253L108 254H106V256H104V261H109L110 259H112V257L114 256V255H116L119 251H121L123 248H125L127 245H129V242H126V243H124V244H122V245H120V246H118ZM256 245V244H255ZM259 245V244H258ZM31 246V245H30ZM50 246V245H49ZM49 246H47V249H48V251L50 250L49 249ZM70 246V245H69ZM251 246V245H250ZM27 247V246H26ZM85 247V246H84ZM113 247V246H112ZM257 247V246H256ZM111 248V247H110ZM251 248V247H250ZM45 249V248H44ZM43 249V250H44ZM238 249V250H237ZM249 249V248H248ZM46 250V249H45ZM45 250L43 251V252H45ZM104 250V249H103ZM255 250V249H254ZM259 250V249H258ZM93 251H95V250H93ZM100 251V250H99ZM233 251H237L236 253H233ZM39 252H40V250H39ZM42 252V251H41ZM50 252V251H49ZM106 252V251H105ZM249 252V251H248ZM257 252V251H256ZM90 253H92V252H90ZM250 253V252H249ZM98 254V256H100V254L99 253H97ZM104 254V253H103ZM260 253H258V255H259ZM262 254V253H261ZM29 255V254H28ZM41 255V254H40ZM145 255V254H144ZM147 255V256H148ZM167 255V254H166ZM240 256V258L239 259H236L235 258V256ZM264 255V254H263ZM262 255V256H263ZM49 256V255H48ZM97 256V255H96ZM97 256V257H98ZM122 256V255H121ZM146 256V255H145ZM164 256H165V254H164ZM236 256V257H237ZM260 257H261V255H259ZM43 257H45V255L43 256ZM166 258H167V256H165ZM27 259V258H26ZM34 259V258H33ZM42 259L43 258H41V262H40V260H39V262L42 264ZM46 259V258H45ZM50 259V258H49ZM119 262L117 263V264H127L128 262H133L134 263V261L133 260H135V258H134V251L132 250H127V251H125V253H124V255H123V258H122V260H121V258L119 257ZM164 259V258H163ZM263 259V258H262ZM11 260V259H10ZM25 260V259H24ZM35 260V259H34ZM37 260V261H38ZM44 260V259H43ZM117 260V259H116ZM115 260V261H116ZM174 260V259H173ZM15 261V260H14ZM17 261V260H16ZM36 261V260H35ZM46 261H48L47 259H46ZM148 261V260H147ZM163 261V260H162ZM166 261V260H165ZM132 263V264H133ZM136 263V262H135ZM43 264H44V261H43ZM50 264V263H49ZM116 264V263H115ZM137 264V263H136ZM148 264H150L149 262H148Z\"/></svg>", "mask_w": 264, "mask_h": 264}]
</instances>
